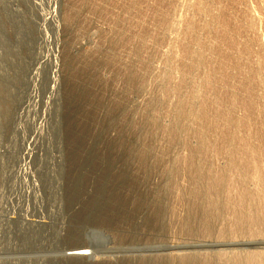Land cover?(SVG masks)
Returning a JSON list of instances; mask_svg holds the SVG:
<instances>
[{
	"label": "rangeland",
	"instance_id": "1",
	"mask_svg": "<svg viewBox=\"0 0 264 264\" xmlns=\"http://www.w3.org/2000/svg\"><path fill=\"white\" fill-rule=\"evenodd\" d=\"M214 1L219 2V4L218 3L215 4ZM229 1H231V3ZM247 1H248V6H250L252 10V11L251 10L249 11L252 14L256 15L257 19L256 18L254 19L256 21L255 24L258 23L257 25L254 24L255 21L249 20L253 18H248L247 15L244 14L245 12L243 10L244 8H241L242 6L239 7V5L234 3L235 0H226V1L225 0L223 1L221 0H212V1L209 0L208 1L207 0V2H211V4L214 3V6L217 5L218 7V5H220L219 7L222 8L221 9L222 11L224 9L223 13L221 12L220 9L219 10L217 9V11H215V12H219V14L221 13L220 14L221 16L219 15V18L217 17L218 19L212 20L211 18H209L208 21L209 23L211 22L212 24V26L210 27H212L211 29H213L212 31L211 29L210 30L207 29V31L209 32L211 31L209 35L210 37H209L208 36L209 32L205 31L206 29H201V27H203V24L204 26H205V23L207 24L208 21L206 22L205 20L208 19V15H205L207 17L204 18V16H200V14H197L195 11L199 8L196 5L197 2H199L198 0L195 1L192 5L193 7L195 5L196 7H198L197 9L196 7H194V13L196 14L193 13V9H192L193 7L189 6L186 0H168V1L166 0H0V264H72L75 259L72 255L73 254L76 255V253L79 254V252H80V255H83V254L88 255L87 262L90 263L89 260L91 259L90 264H111V263L114 264L115 262L113 260H115L116 263L118 264L120 260L118 258L120 256H121L120 258L122 262L124 261L126 262L127 260H129L130 262L131 260L132 262L130 263L132 264H138V263L141 264L142 257L143 256L148 257L150 255L149 254L150 251H145V248H148V246L150 245L154 249L153 252L151 251V255L154 253L152 255L151 264H156V262L158 263V261L163 263V260L165 258L164 259L162 258L164 256L162 254L163 253L165 254V251H162L163 249L161 248L163 247L164 249H168L170 246H172V249L177 246L178 247L180 246L184 250L183 249H177V250L182 253L183 251L184 253L186 252L188 253L190 252V250L191 251L196 250L198 251L197 252L198 259H196L195 264H202V263L209 264V263L214 262V259H213L214 255L213 257H211L210 256L211 253L209 254L208 252H210L211 249H213V247L215 250H219V248L222 247L221 241L224 242V239L226 240V238L228 237V236H225V234L226 235L230 234L229 236L230 239L229 238L227 239L228 240L227 242L229 244H232L230 243L229 240H235V241L237 240L238 241L237 244L240 243V245L238 246L239 247L238 249H240V246L242 247V249L243 248L249 249V247L252 249L254 248V244H255L254 249H256L257 251H259V249L260 250L262 249L263 244L259 240L262 237H257V236L264 235L263 233L264 220L262 219V216H263L262 214H264V170H262L264 159L260 157L263 159V161H260L261 159L259 158L260 154L264 152L263 150L264 145H262L264 143V141L262 143V140L264 139L263 138L264 131L262 132L260 131L258 132V134L256 131H259L260 129L262 130V127L264 130V123H263L264 105H262L263 107H261V104H264V100L262 98L259 99V97L263 96L264 94L262 92L264 90V87H263L264 82L262 81V79L264 78V71L260 69V72L261 73L263 72V74H260V72L257 71L258 70L257 68L262 67L261 66L262 60L264 59V55H263L264 46L262 47L260 45V42H258V40H260L261 38L264 39V0H247ZM203 3H205V0H203ZM229 4H231L232 6ZM226 5L228 6V8L226 7ZM232 9H233V12H231ZM236 9H239V10H236ZM228 12L229 13L231 12V13L228 14ZM223 14L225 17L223 16ZM232 14L234 15L233 16L234 20L237 17L239 19H236L233 22L232 21L233 17L230 16ZM174 15L175 16L177 15L179 17H184V22L181 24L182 26H185L184 25L185 23L188 26L191 24L190 26L192 27L185 26V29L186 30L188 29V34H186L188 36L186 38L182 37L184 36L183 33L187 32L184 29V27L181 29L182 32H180L181 37L177 36L176 28L178 27L171 22L172 19L174 18L173 17ZM227 15H229V17H227ZM243 15L245 18L242 17ZM167 16L168 18L170 17L172 18V19H169L170 22H168L169 20L167 19ZM191 17L193 21L191 20ZM193 17L196 19L195 21ZM198 17H199V20H198ZM246 18H248V21ZM223 20H225L224 23H223ZM259 20L260 22H258ZM190 21L192 22L190 23ZM196 21H199V22H196ZM203 21H205V23H202ZM230 21L233 24L237 21L236 22L238 23L237 26H236V23L235 25L233 24L231 25ZM194 22L198 24V26L200 27L201 30H203V32L204 31L205 32L203 33L199 29V27L196 24H194ZM226 22L228 25L226 24ZM239 22L241 23V25L242 24L243 25L241 26ZM242 22H245L248 24H245ZM199 23L200 24L202 23V24L199 25ZM250 23H253L252 27L254 29L252 27L249 28ZM213 24L214 25L216 24V25L214 26ZM220 26H222L223 30ZM224 26L225 27L227 26V27L224 28ZM228 27H229L228 30H230L231 28L232 29L230 31H226ZM119 28L121 29L119 30ZM191 28H193L194 30ZM242 29L244 30V32L249 31L248 35L247 33L241 32L240 30ZM217 30H219L218 31L219 33L217 32L218 35H216ZM220 30L222 31L220 32ZM234 30L236 32H234ZM255 30L259 31L261 35L260 37H258L259 33ZM190 33L195 35L196 39L199 36H200L199 38H202V35L200 34H203L204 38L202 39L201 43L200 42L198 43H200L202 47H203V44L208 45V47L210 46V48L206 51L208 52V54L205 53V55L207 54L206 56L203 55L204 53L201 52L202 54L199 55L200 58L199 56L197 57L198 59L197 58L195 59L193 57L192 61L191 59H189L191 62L187 60L186 58V56L188 57L189 51L191 50V47H192V46L189 47L191 43H187V42H190V41L192 42V40L190 39L194 38L193 35H189ZM223 33L225 35L227 33L228 34L225 36ZM235 34L238 35L237 39H236ZM242 34L244 35V37H242ZM228 35H230L229 41L227 39ZM253 35L255 36L253 37ZM190 36H193V38ZM213 36L214 37L216 36L215 38H217V41ZM245 36H248L249 38L247 39V37L245 38ZM251 36L253 37V39ZM189 37H190L189 41L186 40ZM207 37H209V40L211 39L213 41L209 42ZM205 38H206V41L208 42H203ZM233 38L235 41H233ZM249 39H250V43H251V40L252 42L254 41L253 44L251 43V45H248L249 43L247 42H249ZM224 40L227 42L224 43L223 42ZM211 42L212 43L214 42L213 46L210 45L212 44ZM185 43L189 45L188 46L186 45V47L182 49ZM219 43L221 46L219 45ZM226 43H229V44H226ZM239 44H240V48H239ZM241 45L243 46L248 45V46H244L245 47L244 48ZM253 45L256 47H254ZM214 46H216L215 47L216 50H214L213 52L212 50L214 49ZM223 46L226 48L225 50H223L224 49ZM246 47L248 48V50L251 51V52L249 51L250 54L248 53V50L246 51ZM188 48L190 49L188 50ZM106 49H109V50H106ZM181 49L183 51H181ZM256 49L259 52H257ZM218 50L219 51L221 50L223 52L222 53L219 52L221 54H218L217 52ZM242 51H244V53H242ZM135 52L137 55L135 54ZM211 52H212V55H210ZM240 52L242 53V55L245 54V57L244 55L241 56ZM225 53H227L226 55L228 56V58H225L226 56ZM228 53L230 56L228 55ZM185 54L186 56L184 57ZM202 55L205 57V58L203 57L204 59L201 57ZM236 55L237 56L239 55V57L241 56L242 60H240L241 58L237 57ZM82 56H85V57H82ZM233 56L235 58H233ZM246 56L248 60L246 59ZM252 56H254V58ZM230 57L231 59L233 58L235 60L234 62H236L237 60L236 58H238L240 61L237 60V63L235 65L234 62H231L233 60H231ZM257 57L260 58V60L263 58L261 60V64L258 63L260 62V60L257 59ZM169 58L172 60L169 61L168 60ZM216 58L219 59V61H217ZM212 59L213 61H215V63L211 61ZM220 59L221 60L223 59L222 62L224 61V63L221 62L222 65L220 63ZM227 59L228 60L230 59L231 61L229 60L230 61L229 62ZM97 60L98 61L100 60V61L98 62ZM110 60L113 62H111ZM194 60H196L195 62L197 63L204 62V66H203V63L202 64L200 63V65L196 64V67L200 66L199 68H201V70H198L199 68L197 67L198 69L196 70H198V72H196L195 70L196 67L194 68V65L192 64ZM245 60L249 62L248 67L251 64L250 65L251 68L250 67L248 68L246 66L247 63ZM211 62L214 64H212ZM153 63L154 65H152ZM183 63H184L183 67L185 66L186 68L182 67ZM216 63L218 64V66L220 65L219 66L220 68L216 65ZM226 63H227V66H226ZM245 63H246L245 65L246 73L253 72L254 74H256L255 76H257V72H258L257 79L255 77L253 78L254 75L252 73L250 75L249 73L247 74V76L249 75V77L252 76L251 78H253L251 79L247 77V79L250 81H244L246 80L244 79L245 76L241 78L244 74L242 72L244 71L242 65H244ZM255 63H257L258 65H256ZM263 63H264V60H263ZM231 64H233L234 66L238 65L240 67L237 66L236 68V67H233V65L231 66ZM188 65L189 66L193 65V66L189 67ZM210 65H212V69L210 70L214 72L215 76L216 75L219 76L220 72L222 73L224 69L227 70L229 69V67L231 71L232 69L233 70L237 69L236 71L238 73L240 72L241 73L235 75V77L237 76L236 78L234 77V80H236V84H239L240 82V84L242 85V83L245 84L246 82H248V87L252 84L250 86L251 88L250 87L246 88V86L244 87V86L238 85L239 88H237L236 90L238 91V93L242 92L240 94L241 98L240 96H238L237 92L236 93L235 92L234 93L225 92V89H224L225 93L223 92V90H222V93L227 94V95H223L222 93H220L222 97L220 96L221 98L219 97L220 99L219 100L217 97L218 95H220L218 93L221 90V86L224 85L225 83H228V81L229 82L232 81V79L231 78H228V80L225 79L226 82L223 83L224 79L222 77L221 78L216 77L217 78V79L215 78L216 81L212 83L214 85L216 82L215 84L216 86L215 85L214 86L217 88H215L216 91L214 93H212L213 92L212 88L214 89V86L211 83H209L211 88H207L203 86L205 89L206 88L208 89L206 90L207 93L209 92V94H212L213 98H212V95L205 93V96L206 95L208 96L205 97V100L202 98L204 101L202 100L203 102L201 101L202 103L201 102L199 103L202 104L203 106L205 104L206 107L202 109L203 106L201 105L200 106L201 108L199 107L200 109H198V105H200L199 103L197 104V107L195 106V109H198L200 113L202 112L201 114L197 113L196 115V117L198 118L197 123H195L196 121L194 120L193 122L194 124L187 127L186 130L185 129L182 130V126L184 124L183 123L184 117L190 111V107L189 109L187 108L188 107V102H186L187 99L185 100V98H187L188 96H185V95H187L188 92L190 93L192 91V88L190 87H188V89L190 88L191 91L187 89V86H190V85L183 84L185 83V80H183L184 79L183 75L189 74L187 73V71H190L191 76L192 74L196 75V77L194 75L193 76L195 77V82L198 83L200 82V79H201V78L200 79L198 78L202 77L203 74L205 75V71L207 73L210 72L209 74L213 75L212 74L213 72H211L210 70H207L209 69V67H211ZM222 66H225L226 68ZM193 68L195 72H193ZM202 68L203 70L205 69V71H203ZM247 68L248 70L252 68H256V69H252L254 71H247ZM215 69L217 71L218 70L220 71L219 74H215L216 73ZM201 73H202V76H201ZM162 74L163 75L165 74V75L163 76ZM173 75H174V78L172 77ZM261 75H263V77H261ZM219 79H221V81ZM254 79L260 82L258 81L256 82ZM174 82L175 83L177 82L176 85L178 86H176ZM83 84L85 86L84 89H83ZM199 84L201 85V82ZM199 84H196V85H199ZM218 84H219V87L217 86ZM259 84H260V87H259ZM77 86L78 87L81 86L82 89H78ZM203 87H202V90H205L203 89ZM256 87H259L260 89ZM195 89L197 90L196 86H195ZM242 89H244L243 91L245 90L247 91L249 89V92L252 89V91L250 93L245 91L246 96L244 98L243 97L244 93ZM255 89L259 90V92L256 93L257 91L255 92ZM210 90L212 92H210ZM254 92L256 93V95L254 94ZM82 93H84V95ZM202 93L204 94V92ZM74 94L76 95L74 96ZM78 94L80 95L77 96ZM229 94L231 95L228 96ZM249 94H250L251 102L250 101L249 103L244 102V101H247L246 99H249ZM72 95L74 96L73 98H72ZM234 95L237 101H235L234 99L235 97H233ZM226 96L228 97L229 102ZM231 97H233L232 99L234 100V102L231 100ZM242 97L244 99H242ZM256 97L260 101L256 99H255L256 101H254V98ZM221 99L223 102L222 104L219 102L221 101ZM213 100H215V102ZM205 101H207V103H205ZM210 101H213V102H210ZM216 101H218V104H220V106L216 103ZM150 102L152 103L149 104ZM185 102L187 105H185ZM225 102H226V105H225ZM235 102L236 104L241 105L240 106L241 110L237 111L240 108L238 105L235 104ZM255 102H257L258 104ZM211 103L212 104L216 103L215 104L216 107L215 105L213 106ZM227 103L228 104L234 103L233 105H236V109H234L235 106L231 107L232 104L228 106ZM206 104H209V105L207 106ZM245 104L246 106L248 105L247 106L248 108L244 106ZM212 106L215 110L212 108ZM158 107H160L161 109L160 108L158 109ZM225 107L226 108L228 107V109L229 108L231 109V110L229 109L231 111V114L228 113L230 111L226 109ZM219 108H221V110H219ZM242 108H244L245 110ZM249 108L250 109L252 108V109L249 111ZM255 108H257L258 110L257 112H254L256 111ZM193 109H194V106H193ZM210 109H213V111ZM181 111H182V114L180 113ZM183 111L186 114L183 113ZM199 111L196 110V112H199ZM214 112H217V113H214ZM222 112H224L225 115ZM232 112H235V115ZM248 112L249 114L252 112L251 113L252 117L251 115L248 114ZM204 113H205V116L206 115L209 116L210 114L211 118L210 116L209 117L206 116L207 118L204 121L203 120V118H205ZM255 113H256V116L258 117L255 116ZM184 114L185 116H182ZM199 114L202 115L203 117L201 116L202 117L201 118ZM212 115L213 116L215 115V117L218 116V118L221 115H223V117H221V121L225 120V122H228L230 126L228 125V123L226 124L223 121L221 122L220 119L215 118ZM235 116H238V117L235 118ZM246 116L248 118L250 117L249 119L251 120L250 122L251 124L248 123L250 121L248 120V118L245 119V121L247 120L246 121L247 123L245 121H241ZM231 117L233 118V123L229 121L230 119H232ZM239 117L241 118V120L238 121ZM252 118L253 119L255 118L254 119L255 123H253L254 121L252 120ZM256 118H259V119H256ZM181 119L182 121H179ZM200 119L204 121V125H202L203 122ZM260 119L262 120V122ZM133 120H135L136 122ZM207 120H209L210 123L216 120L217 123L214 121V123L216 124L213 125L214 123L210 124L208 123L209 121ZM234 121H236L237 124ZM218 122H220V124L225 123V126L227 125L228 127L227 126L225 127L223 124H221L222 127L221 125H219L220 127H218L217 125ZM240 122H243V124L239 126V124H241ZM230 123L233 125L231 126ZM244 123L247 125H245ZM259 123L263 125L261 128L259 127L261 126ZM179 125H181L180 126L181 129L177 131L176 129L179 128ZM199 125L200 126L202 125L201 129L203 130H200ZM206 125L207 127L205 128ZM213 126H215V128ZM253 126L254 128L257 127L255 128L256 130L252 128ZM232 127L234 130V134L233 132L231 133ZM220 128L222 130H220ZM223 128L224 129L228 128L227 130L230 132L227 133L228 132L227 130L223 131ZM235 128H239V129L241 128L240 129L241 131L238 130V132L240 131L241 133L240 132L239 134L236 133L237 131ZM73 129L75 133L72 131ZM192 129L193 130L197 129V131L195 130L197 135L194 134L195 132H193L192 134L191 132ZM217 129H219L218 131L220 133L217 132ZM78 130L81 132V135H80V132H78ZM253 130L255 131V134L253 133L254 132ZM76 132H77V136H75ZM189 132L191 133V135H189L190 134ZM204 133H207L206 134L207 136L209 134V137H207ZM256 134L259 137L257 141L261 140L260 145L258 144L259 141L257 142L255 138H253V137L257 138ZM186 135L188 136L189 140L187 139ZM193 135L196 138H194ZM78 136L79 137L81 136V138H79ZM204 136L206 137V139ZM228 136L230 137L231 140L228 138ZM76 137H78V139H76ZM197 137H201L205 139V141ZM190 138H191V141L193 139L196 142L194 148H191V147L188 148L190 144L189 143ZM72 139H74V141L77 144L75 142L74 144L72 142ZM186 139L188 141H186ZM197 139H199V141ZM226 139L227 141L224 142ZM186 142H188L187 146H186ZM193 142H191L192 145L190 144V146H193L194 144ZM200 142H202L204 145L207 143L208 146L211 145V147L206 148L207 144L204 146L202 143L200 144ZM225 143L229 144L230 149L227 147L228 145L227 146L224 145ZM141 144H143V146ZM199 144L202 145V147H200ZM249 145L251 147H249ZM198 146L199 148H197ZM204 147L205 149L204 150L202 149L203 152H201L200 148H204ZM212 147L214 148L212 149ZM223 147L227 148V153L230 152L229 155H231L230 157H233L235 159L234 161L232 159L230 160V157L228 158L229 155H227V153L224 152L226 151V148L224 150ZM186 148H188V150ZM242 148H244L245 150H243ZM260 148L261 149L263 148V149H262V152L261 153L259 152L260 154L258 155L256 154L255 150L256 149L261 150ZM189 149L196 151L194 152L196 154L195 158H197L195 159V163L197 165H200L199 160H202V159L205 160V161L202 160L200 162L202 163V165L204 164V168L206 169V170L203 169V166L200 165V167L202 168L201 170L202 171L205 170L204 171L205 174L203 172L202 173L204 175L201 174L202 176L201 181L203 178L205 179L202 182L200 181L202 185L204 183L207 184L208 182L211 181V180L208 181L207 178L209 179L211 178L216 181L214 175H216V178L218 180V177H220L218 172L221 173L222 175L223 173L226 172V171H223L224 168L225 170L227 168L228 169L231 168L233 170V167H234L233 163H237L236 165L234 164L235 165L234 172H232V170L230 169L229 171H227L230 174L226 173V174H223V176H221L223 177L222 179L224 181H227L229 184V187L225 186L224 188H221L220 192L218 190L219 195L217 196V198H220L218 200L222 201L223 203L217 202L215 203L217 205L215 204L211 205L209 204L210 202L208 199L202 198L199 200L194 199V201L199 202V203L197 202L198 204L196 202L194 204V201H192L193 200L192 197H190L189 194H187V191L189 190V188L192 187L191 185H201L200 183L197 184L198 182L196 178H198L197 177L198 174L196 176V174L192 172L191 170L188 171L189 169L188 167L192 166L190 162L187 160L188 155H190ZM249 149L251 150V153ZM235 150L238 151V153L239 151L241 152L243 151L244 153L242 152L243 153L242 154L240 152L238 155V153H236ZM171 151L173 152V154ZM252 151L255 152L252 158L253 157L254 159L257 158L256 159L257 162H255V160L252 161V158L249 156L250 154H252ZM186 152L188 155L186 154ZM200 152L202 154H200ZM244 154L248 156L245 164H243L245 162L244 158L246 157ZM261 155H264V154L262 153ZM198 156H200L199 159H198ZM242 158H243L242 164L244 165V167H246V164L247 166H249L246 168V170L248 171L244 170V167L242 164L240 165L238 164L240 163ZM249 158L251 160H249ZM228 160H230V162L232 161L233 163L231 162L230 164L229 162H227ZM237 160L238 162H236ZM75 161H76V164L79 165V166L77 165L79 168H76L77 166L74 163ZM185 161L186 163L188 161V164H185ZM247 161L249 162L251 161L254 164L256 163L255 167L253 163H249L250 165H252L250 166ZM228 163L232 167L231 166L230 168L227 167V165H229ZM207 165L208 167L211 165L209 169L207 168ZM237 165L240 167L238 168ZM215 167L218 169L216 170L218 172L215 171ZM218 167L220 168V170ZM258 169L261 170L262 173L259 172L258 174ZM207 170H209L208 174L211 171V175L209 174L210 177L208 176V174L206 175ZM237 170L239 172L241 171L238 175H237L238 173ZM214 171L216 172V174L215 173L213 174ZM190 172L193 173L195 176H193V174H191ZM235 172L237 173L235 174ZM117 175H119V178ZM205 175L207 176V178L203 177ZM227 175H229L228 177H230V179L227 177ZM103 176L105 177V179L108 176L106 181ZM261 176L263 177L261 178ZM231 177H233L232 179L233 181H231L233 182L232 186H230L231 182L229 183V181L231 180ZM234 177L236 179H234ZM187 178L188 179L190 178V179L187 180ZM226 178L229 181L225 180ZM241 178L246 179L245 180L246 184L242 185ZM75 180L79 181L78 182L79 184L76 187V189L71 187L73 184H75L76 182ZM195 180L196 182L194 183L193 181ZM73 181L74 183H72ZM238 181H240L241 185ZM243 181L244 180H242V182ZM245 181L243 183H245ZM234 183H236L235 185H237L238 187V188L235 187L237 190L233 188L235 186ZM246 185H248V187L251 189H248ZM100 186L101 187L103 186V188H101ZM243 186L245 187V190L247 191L251 190L249 192L252 196L255 197L256 200L254 199V197H251V195L248 193H247L248 196L245 197L246 194L244 193L245 190ZM185 187H187V189ZM231 187L232 189H230ZM96 189H98L97 190L98 192L96 191ZM222 189L224 190L222 193L223 197H221V194H220L222 192ZM227 189H228V192H227ZM238 189L241 191H244L243 194L241 191H238ZM181 190H184L185 192ZM233 190L237 193V195L235 192H233ZM95 191L97 192V194ZM209 192L211 193V191L208 189V193ZM99 193L102 194L101 196L105 198V199L103 197L101 198L104 201H101L100 199L101 205H104V203H106L107 200L108 202L110 201V204H108L107 207L105 206V209H104V206H101L100 208H103V210L100 209L98 205L97 207L100 209L101 212L97 208V210H95L97 212L99 211L97 214L95 212L94 214L93 212L92 214L91 212L89 213L91 214V218L95 217V215L97 216L98 214H99V218H101V213L103 211L102 215L105 216L104 218L102 216V219L104 220L103 222H101L102 220H98L99 218H96V217L94 219H96L97 222L94 219L90 220V217H88L89 213L87 214L88 208L86 207V205H88L89 202L91 203L92 199L94 200L96 195L98 196ZM226 193L227 194L229 193L231 197H229V194H228V199H227ZM180 194L183 195V196L181 195V197H185V198H181ZM106 195L108 196V198ZM234 195L237 197L235 200H238V201H233L230 199V198L234 199L235 198ZM249 195H250L251 200L253 201L252 205H251L252 201L250 202ZM154 197L158 199H156L155 201ZM186 197L188 200H186ZM222 198H224V201ZM238 198L239 199L241 198V199L239 200ZM243 198L245 201L242 204L241 202H243L242 200ZM226 199L229 200L228 203ZM259 199H261L260 202L258 201ZM205 200H206L207 206L203 204L205 203ZM230 200L232 202H230ZM200 201L202 202L204 206H202V204L201 206L199 205ZM111 202H113L115 205ZM136 202L139 204H137ZM155 202H156V205H153ZM181 202L184 203L185 205L182 204ZM188 202H190V204ZM233 202H235L236 205L234 204L233 206ZM218 203L222 205L223 207L225 206L224 204H226L225 208L220 207ZM237 203H239L241 207L245 206L243 207L244 209L243 208L241 209L239 204ZM186 204H189V205L187 206ZM157 205L158 207H155ZM193 205H195L196 207ZM248 205L249 207H247ZM190 206H192V208ZM210 206L212 207L214 206L213 209H211V213H209L210 208H211ZM235 206H237V208ZM255 206L257 209L255 208ZM193 207H195V212L198 211L197 214L194 212ZM217 207H219V209ZM231 207L232 208L234 207L235 212H234V209L232 211ZM160 208L162 209L160 210ZM190 208H191V212L188 210ZM200 208L201 209L203 208L202 211L200 210ZM252 208L253 210H255V212L251 211ZM184 209L185 211H187L185 213L186 217L184 214ZM156 210H158V212L161 213L159 215L160 218L156 216L155 213H153ZM244 210H245V215L242 214L244 213ZM204 211H206L205 213H209L207 214L208 216L212 215V217L210 216L211 219L206 214L204 215ZM218 211L220 212L222 211V214H224V218H222L223 216L221 217L222 215L221 213H220V216L219 215L214 216V214H219ZM236 211L239 212L238 214H236L237 216L233 215V212L234 214L237 213ZM250 212L257 215V217L259 218L256 217L257 219L256 220L255 216L252 215ZM191 214L195 216V217L192 216L193 219L198 218L197 215H199V218H200L201 217L200 215L203 214V217H201L199 220L205 221L204 222L205 224H199V223H203V221L198 222V219L193 220L192 218H189ZM246 214L248 215L247 219L243 220L242 222L238 220L239 218L237 217L239 216L245 217ZM162 215H165V216H162ZM161 216L163 217V219ZM180 216H182L183 218L182 217L179 218ZM204 216L207 217L209 220L205 218ZM217 216H219V218L215 219V217ZM227 216L229 217L231 216V217L229 218ZM252 216H254L255 221H253L254 219ZM220 217L223 221L218 222V220H221ZM186 218H189L188 221ZM212 218L214 219L215 222L213 221ZM231 218L233 220H231ZM184 219H186V221ZM248 219H251L250 224L248 223L249 226L244 224L246 221L249 222ZM259 219L261 221H259ZM157 220L158 222L160 221V223H158ZM180 220H183V221L181 222ZM189 220H190V223L192 221L191 223L192 226L189 225L190 223L188 224ZM229 220H231L232 222ZM196 221L198 222V225L196 224L197 223ZM207 221L211 223H208ZM236 221L237 222L239 221L241 223L239 224V228H237L238 224ZM251 221L253 223H251ZM221 222L222 223L226 222V223L221 225L220 224ZM233 222L235 223V226L233 225L234 224ZM255 222H256V225L259 223L258 225H260L259 227L260 229H262L260 230V232H262L263 234L262 233L259 234L260 232H259L258 226L251 225V224H254ZM99 223L101 224V228H100ZM207 223L208 225H206ZM214 223H219V224H214ZM210 224L211 225L214 224L213 227L217 225L216 227L217 229L213 228L212 226L210 227H212L213 229L212 228L208 229ZM188 225H189V228H188ZM219 225L222 227H220ZM228 225L229 226L231 225L232 228H230ZM197 226L199 227L197 228ZM192 227L193 228L196 227L195 229H197L198 231L195 229L193 230ZM204 227H207V228H204ZM241 227L243 228L241 229ZM229 228L231 229L232 232L231 231L229 232L230 230ZM73 229L78 230V232L81 233V236L84 237L83 238L84 241H82L83 239L78 238V236L81 237L80 234L79 235L76 234L75 236V230ZM226 230L228 231L226 232ZM240 230L242 232H240ZM252 230L253 232H251ZM256 230L259 233L256 232ZM92 231H94V234H97V235H94L93 237L90 236L92 234ZM255 233H257L256 234L257 236L255 235ZM83 234L85 235L83 236ZM252 234L255 235V238L254 236H252ZM202 236H204L205 238ZM72 238H75V240H77L76 238H78V240L75 241L74 239L72 240ZM85 238L87 239V241L85 240ZM249 239L250 241H252L253 239L255 241L254 242L252 241L253 242L252 243L249 241ZM209 240H211L212 242H210ZM81 242L82 243L85 242V244H81ZM190 242H192V244L195 242L194 244H195L196 249H190L186 246V245L191 244ZM258 242H259V245H258ZM77 243L78 245H76ZM161 243L165 244L166 247H164L165 245L163 246ZM208 244H213L214 246L213 247L211 245L207 246ZM81 245H84V246H81ZM256 245L259 247H257ZM126 250H129V251H126ZM142 251L144 254L145 253L147 254L146 255L142 254ZM215 254H217L215 256L218 260H221L222 258L223 259L221 261H218L215 258V262L213 264H223L222 262L223 260H225L224 264L225 263L229 264V261L232 258V256L231 258L230 256L228 257L227 254L222 255V258L220 257L218 253H215ZM124 255H127V256L125 257ZM157 255H160V256H157ZM166 255L165 257H167ZM122 256L125 257L126 260ZM207 256H209V258ZM226 256L228 259L226 258ZM110 257L111 258L115 257V258L112 260ZM96 258L97 259L102 258V260L95 262ZM92 260L94 261L92 262ZM120 262L119 264H122ZM129 262L127 261V264ZM174 262L170 264H176ZM167 263L168 262L166 260V264ZM232 263H233V260L230 261V264ZM236 263L241 264V262H236ZM123 264H126V263H123Z\"/></svg>",
	"mask_w": 264,
	"mask_h": 264
},
{
	"label": "bare ground",
	"instance_id": "2",
	"mask_svg": "<svg viewBox=\"0 0 264 264\" xmlns=\"http://www.w3.org/2000/svg\"><path fill=\"white\" fill-rule=\"evenodd\" d=\"M166 1H168V0H166ZM186 1H187V4H188L189 6L193 7V6H192L193 3H194L195 1H197V0H186ZM198 1H199V2H197L196 5H197L199 8L196 7V5H195L194 7H196V9L198 8V9L195 10V11H196L197 14H200V16H204V18L207 17V16H205V15H208V19L205 20L206 22L209 20V18H211L212 20H214V19H218V18H219V15H220L221 13L219 14V12H215V11H217V9H218V10H219V9L221 10L222 8L219 7L220 5H218V7H217V5L214 6V3H215V4H217V3L219 4V2H217V1L215 2V1H214V3L211 4V2H207V0H205V3H203V0H198ZM208 1H209V0H208ZM211 1H212V0H211ZM221 1H223V0H221ZM225 1H226V0H225ZM71 2H72V1H71ZM74 2H75V1H74ZM229 2L231 3V1H229ZM229 2H228V3H229ZM77 3H78V2H77ZM99 3H100V2H99ZM199 3H200V4H199ZM202 3H203V4H202ZM228 3H226V4H228ZM234 3L237 4V5H239V7L242 6L241 8H244V9H243L244 12H245L244 14H246L248 18H253V19H249V20H253V21H255L254 18H256V15H255V14H252V13L249 11V10H251V8H250V6H248V1H247V0H235ZM235 4H233V5H235ZM229 5H231V4H229ZM75 6H76V5H75ZM141 6H142V5H141ZM231 6H232V5H231ZM191 7H190V8H191ZM194 7L192 8V9H193V13H194ZM224 7H225V6H224ZM226 7L228 8L227 5H226ZM237 7H238V6H237ZM245 7H246V8H245ZM80 8H81V7H80ZM190 8H189V10H190ZM227 8H226V9H227ZM230 8H231V7H230ZM230 8H229V9H230ZM234 8H235V7H234ZM236 10H239V9H236ZM240 10H241V9H240ZM88 11H89V10H88ZM191 11H192V10H191ZM223 11H224V9H223ZM223 11L221 10L222 13H223ZM225 11H226V10H225ZM241 11H242V10H241ZM251 11H252V10H251ZM102 12H103V11H102ZM231 12H233V9H232ZM231 12H230V13H231ZM242 12H243V11H242ZM77 13H78V12H77ZM88 13H89V12H88ZM94 13H95V12H94ZM106 13H107V12H106ZM191 13H192V12H191ZM196 13H194V14H196ZM224 13H225V12H224ZM230 13L228 12V14H230ZM235 13H236V12H235ZM237 13H238V12H237ZM68 14H69V13H68ZM87 15H88V14H87ZM192 15H193V14H192ZM246 15H245V16H246ZM248 15H249L250 17H249ZM71 16H72V15H71ZM82 16H83V15H82ZM164 16H165V15H164ZM198 16H199V15H198ZM220 16H221V15H220ZM223 16H224V14H223ZM230 16L233 17L234 15L232 14V15H230ZM237 16H238V15H237ZM119 17H120V16H119ZM159 17H160V16H159ZM162 17H163V16H162ZM173 17H174V18L172 19L171 17L168 18V16H167V19H168V20H169V19H172L171 22H172L174 25H176V26L178 27V28H176V30H177L176 34H177V36L181 37V36H180V32H182L181 29H182L183 27H184V29H185V26H188V25H187L186 23L184 24L185 26H182V25H181V24L184 22V17H179V16H177V15H176V16L174 15ZM217 17H218V18H217ZM224 17H225V16H224ZM227 17H229V15H227ZM235 17H236V16H235ZM242 17H244V15H243ZM103 18H105V17H103ZM196 18H197V17H196ZM202 18H203V17H202ZM202 18H200V19H202ZM221 18H222V17H221ZM240 18H241V17H240ZM244 18H245V17H244ZM248 18H246L247 21H248ZM193 19H194V21L196 20L194 17H193ZM211 19H210V20H211ZM222 19H223V18H222ZM229 19H231V18H229ZM236 19H239V18L237 17ZM236 19H235V20H236ZM246 19H245V20H246ZM256 19H257V18H256ZM118 20H119V19H118ZM164 20H165V19H164ZM191 20H192V17H191ZM198 20H199V17H198ZM220 20H221V19H220ZM235 20H234V17H233V20H232V21L234 22ZM241 20H242V19H241ZM78 21H79V20H78ZM81 21H82V19H81ZM125 21H126V20H125ZM158 21H159V20H158ZM192 21H193V20H192ZM192 21H190V23H191ZM205 21H203L202 23H205ZM221 21H222V20H221ZM224 21H225V20H223V23H224ZM242 21H243V20H242ZM247 21H246V22H247ZM114 22H115V21H114ZM127 22H128V21H127ZM166 22H167V21H166ZM168 22H170V20H169ZM196 22H199V21H196ZM236 22H237V21H236ZM236 22H235V23H236ZM258 22H260V20H259ZM70 23H71V22H70ZM202 23H201V24H202ZM214 23H215V22H214ZM219 23H220V22H219ZM219 23H218V24H219ZM230 23H231V21H230ZM235 23H234V24L231 23V25H232V24L235 25ZM239 23H240V22H239ZM242 23H245V22H242ZM255 23H256V21L254 22V24H255ZM62 24H63V23H62ZM72 24H73V23H72ZM188 24H189V22H188ZM194 24H196V23L194 22ZM194 24H192V25H194ZM201 24L199 23V25H201ZM218 24H217V25H218ZM220 24H221V23H220ZM226 24H227V22H226ZM237 24H238V23H236V26H237ZM245 24H248V23H245ZM252 24H253V23H250V24H249V28L253 26ZM257 24H258V23H257ZM257 24H255V25H257ZM74 25H75V24H74ZM114 25H115V24H114ZM126 25H127V23H126ZM171 25H172V24H171ZM190 25H191V24H190ZM190 25H189L188 27H192V26H190ZM196 25L198 26V24H196ZM213 25H214V24H213ZM215 25H216V24H215ZM215 25H214V26H215ZM227 25H228V24H227ZM240 25H241V23H240ZM242 25H243V24H242ZM242 25H241V26H242ZM123 26H124V25H123ZM172 26H173V25H172ZM197 26H196V27H197ZM210 26H212V24H211V22L209 23V21H208L207 24L205 23V26H204V24H203V27H201V29H206L205 31H207V29L210 30V29L212 28V27H210ZM214 26H213V27H214ZM238 26H239V25H238ZM241 26H240V28H241ZM244 26H245V25H244ZM111 27H112V26H111ZM119 27H120V26H119ZM126 27H127V26H126ZM188 27H186V28H188ZM198 27H199V26H198ZM216 27H218V26H216ZM220 27L222 28V26H220ZM226 27H227V26H226ZM226 27L224 26V28H226ZM230 27H232V26H230ZM234 27H235V26H234ZM247 27H248V26H247ZM99 28H100V27H99ZM194 28H195V27H194ZM214 28H215V27H214ZM221 28H220V29H221ZM237 28H238V27H237ZM240 28H239V29H240ZM252 28H253V27H252ZM65 29H66V28H65ZM120 29H121V28H119V30H120ZM126 29H127V28H126ZM132 29H133V28H132ZM184 29H183V30H184ZM189 29H190V28H189ZM191 29H193V28H191ZM199 29H200V27H199ZM201 29H200V30H201ZM216 29H218V28H216ZM228 29H229V27L227 28V30H226V29H224V30H226V31H230L232 28H231L230 30H228ZM243 29H245V28H243ZM243 29L240 30V31H241V32H244ZM253 29H254V28H253ZM256 29H257V27H256ZM72 30H73V29H72ZM72 30H71V31H72ZM185 30H186V29H185ZM193 30H194V29H193ZM197 30H198V29H197ZM197 30H196V31H197ZM212 30H213V29H211V31H212ZM222 30H223V28H222ZM222 30H220V32H221ZM89 31H90V30H89ZM94 31H95V30H94ZM116 31H117V30H116ZM151 31H152V30H151ZM186 31H187V32H186V33H183L184 36H182V37H185V38H186V37L188 36V35H186V34H188V29H187ZM201 31L203 32V30H201ZM205 31H204V32H205ZM211 31H210V32L207 31V32H209V33H208V36L210 35ZM218 31H219V30H217L216 33H217ZM245 31H246V30H245ZM255 31H257V30H255ZM68 32H69V31H68ZM108 32H109V31H108ZM112 32H113V31H112ZM112 32H111V33H112ZM189 32H190V31H189ZM194 32H195V31H194ZM199 32H200V31H199ZM202 32H201V33H202ZM204 32H203V33H204ZM223 32H224V31H223ZM234 32H236V31L234 30ZM234 32H233V34H234ZM252 32H254V31H252ZM252 32H251V33H252ZM257 32L259 33V31H257ZM85 33H86V32H85ZM106 33H107V32H106ZM147 33H148V32H147ZM161 33H162V32H161ZM191 33H192V32H191ZM191 33H190L189 35H193V34H191ZM213 33H214V32H213ZM218 33H219V32H218ZM218 33H217L216 35H218ZM244 33H247V35H248L249 31H248V32H244ZM255 33H256V32H255ZM69 34H70V33H69ZM94 34H95V33H94ZM176 34H175V35H176ZM196 34H197V33H196ZM199 34H200V33H199ZM206 34H207V33H206ZM223 34H224V33H223ZM227 34H228V33H227ZM227 34H226V35H227ZM229 34H230V33H229ZM82 35H83V34H82ZM82 35H81V36H82ZM200 35H202V38H199V37H200V36H199V37L196 39V38H195V35H193L194 38H195V40H194L193 36H190V37H192L193 39H190V37H189L188 39H186V40H188V41H189V39L192 40V42H191V41H190V42H187V43H191V44H192V45H191V44H190V45L188 44L189 47L192 46V47H191V50L189 51V55L187 54L188 57L186 56V54L184 55V57L186 56L187 60L191 59V61H192V60H193V59H192L193 57L196 59V58H197L199 55H201L202 53H204L203 55H205V53L208 54V52H206V51L210 48V46L208 47V45H204V44H203V47H202V45H200L202 39L204 38L203 34H200ZM224 35H225V34H224ZM226 35H225V36H226ZM231 35H232V33H231ZM239 35H240V33H239ZM245 35H246V34H245ZM250 35H251V34H250ZM250 35H249V36H250ZM255 35H256V34H255ZM255 35H253V37H254ZM110 36H111V35H110ZM220 36H221V35H220ZM222 36H223V35H222ZM225 36H224V37H225ZM229 36H230V35H228V38H227L228 41L230 40V39H229ZM235 36H236V39H237L238 35L235 34ZM260 36H261V35H260V33H259V36H258V37H260ZM69 37H70V36H69ZM132 37H133V36H132ZM141 37H142V36H141ZM157 37H158V36H157ZM175 37H176V36H175ZM205 37H206V36H205ZM209 37H210V36H209ZM209 37H207L208 40H209ZM211 37H212V36H211ZM213 37H214V36H213ZM215 37H216V36H215ZM215 37H214V38H215ZM218 37H219V36H218ZM242 37H244L243 34H242ZM246 37H247V39L249 38L248 36H245V38H246ZM251 37H252V36H251ZM251 37H250V38H251ZM253 37H252V39H253ZM215 39H216V41H217V38H215ZM219 39H220V38H219ZM219 39H218V40H219ZM247 39H246V40H247ZM257 39H258V38H257ZM261 39H262V38H261ZM261 39L258 40V42H260V45L263 47V46H264V39H262V40H261ZM76 40H77V39H76ZM76 40H75V41H76ZM78 40H79V39H78ZM123 40H124V39H123ZM138 40H139V39H138ZM204 40H205V41H204ZM204 40H203V42H208V41H206V38H205ZM231 40H232V39H231ZM243 40H244V38H243ZM243 40H242V42H243ZM255 40H256V38H255ZM126 41H127V40H126ZM194 41H195V42H194ZM210 41H213V40L210 39L209 42H210ZM216 41H215V42H216ZM233 41H235L234 38H233ZM149 42H150V41H149ZM198 42H200V43H198ZM219 42H221V41H219ZM223 42L225 43V42H227V41L224 40ZM240 42H241V41H240ZM242 42H241V43H242ZM246 42H247V41H246ZM253 42H254V41H253ZM253 42H252V40H251V43H252V44H253ZM76 43H77V42H76ZM99 43H101V42H99ZM109 43H110V42H109ZM135 43H136V42H135ZM181 43H182V42H181ZM183 43H184V42H183ZM211 43H212V42H211ZM213 43H214V42H213ZM213 43H212V44L209 43V44L213 46ZM216 43H217V42H216ZM224 43H223V44H224ZM247 43H249L248 45H251V43H250V39H249V42H247ZM247 43H245V44H247ZM102 44H103V43H102ZM112 44H113V43H112ZM116 44H117V43H116ZM217 44H218V43H217ZM226 44H229V43H226ZM231 44H232V43H231ZM243 44H244V43H243ZM255 44H257V43H255ZM69 45H70V44H69ZM93 45H94V44H93ZM153 45H154V44H153ZM182 45H183V44H182ZM186 45H187V44L185 43V45H184V47H182V49L185 48ZM188 45H187V46H188ZM219 45H220V43H219ZM219 45H218V46H219ZM232 45H233V44H232ZM248 45H244V46H248ZM79 46H81V45H79ZM113 46H114V45H113ZM133 46H134V45H133ZM149 46H150V45H149ZM220 46H221V45H220ZM224 46H225V45H224ZM224 46H223V47H224ZM233 46H234V45H233ZM241 46H243V45H241ZM244 46H243V47H244ZM253 46H254V45H253ZM114 47H115V46H114ZM135 47H136V46H135ZM141 47H142V46H141ZM207 47H208V48H207ZM215 47H216V46H214V49H213V50H212V49H210V50H212V51L214 52V50H216ZM225 47H226V46H225ZM225 47H224L223 50L226 49ZM237 47H238V46H237ZM254 47H256V46H254ZM254 47H253V48H254ZM258 47H260V46H258ZM258 47H257V48H258ZM99 48H100V47H99ZM211 48H212V47H211ZM239 48H240V44H239ZM241 48H242V47H241ZM244 48H245V47H244ZM251 48H252V46H251ZM263 48H264V47H263ZM95 49H96V48H95ZM118 49H119V48H118ZM133 49H134V48H133ZM141 49H142V48H141ZM182 49H181V51H183ZM189 49H190V48H188V50H189ZM219 49H220V48H219ZM233 49H234V48H233ZM89 50H90V49H89ZM89 50H88V51H89ZM98 50H99V49H98ZM106 50H109V49H106ZM227 50H228V48H227ZM227 50H226V51H227ZM229 50H230V49H229ZM242 50H244V49H242ZM247 50H248V48L246 47V51H247ZM256 50H257V49H256ZM85 51H86V50H85ZM117 51H118V50H117ZM139 51H140V50H139ZM185 51H186V50H185ZM238 51H239V50H238ZM249 51H250V50H248V53H249ZM252 51H253V50H252ZM261 51H262V50H261ZM263 51H264V50H263ZM263 51H262V52H263ZM97 52H98V51H97ZM105 52H106V51H105ZM140 52H141V51H140ZM187 52H188V51H187ZM201 52H202V53H201ZM217 52H218V54H221L223 51H221V50L219 51V50H218ZM219 52H221V53H219ZM224 52H225V51H224ZM233 52H234V51H233ZM236 52H237V51H236ZM250 52H251V51H250ZM255 52H256V51H255ZM257 52H259V51L257 50ZM257 52H256V53H257ZM85 53H87V52H85ZM92 53H93V52H92ZM95 53H96V52H95ZM130 53H131V52H130ZM142 53H143V52H142ZM182 53H183V52H182ZM209 53H210V51H209ZM215 53H216V52H215ZM230 53H231V52H230ZM240 53H241V52H240ZM242 53H244V51H242ZM242 53H241V56L244 55V57H245V54L242 55ZM253 53H254V52H253ZM256 53H255V54H256ZM104 54H105V53H104ZM135 54H136V52H135ZM139 54H140V53H139ZM207 54H206V55H207ZM213 54H214V53H213ZM226 54H227V53H225V55H226ZM232 54H233V53H232ZM232 54H231V56H232ZM238 54H239V53H238ZM249 54H250V53H249ZM255 54H254V55H255ZM260 54H261V53H260ZM262 54H263V53H262ZM84 55H85V54H84ZM94 55H95V54H94ZM109 55H110V54H109ZM124 55H125V54H124ZM136 55H137V54H136ZM182 55H183V54H182ZM203 55L201 56L202 58L204 57ZM206 55H205V56H206ZM210 55H212V52H211ZM210 55H209V56H210ZM222 55H223V54H222ZM222 55H221V56H222ZM228 55H229V53H228ZM258 55H259V54H258ZM263 55H264V54H263ZM116 56H117V55H116ZM133 56H134V55H133ZM209 56H208V58H209ZM217 56H218V55H217ZM226 56H227V55H226ZM226 56H225V58H228V56H227V57H226ZM229 56H230V55H229ZM236 56H237V55H236ZM241 56L239 57V55H238L237 57L241 58L240 60H242V57H241ZM249 56H250V55H249ZM261 56H262V55H261ZM70 57H71V56H70ZM82 57H85V56H82ZM86 57H87V56H86ZM92 57H93V56H92ZM96 57H97V56H96ZM114 57H115V56H114ZM114 57H113V58H114ZM126 57H127V55H126ZM144 57H145V56H144ZM165 57H166V56H165ZM169 57H170V56H169ZM212 57H214V56H212ZM215 57H216V56H215ZM252 57L254 58V56H252ZM115 58H116V57H115ZM199 58H200V56H199ZM202 58H201V60H202ZM204 58H205V57H204ZM204 58H203V59H204ZM222 58H224V57H222ZM233 58H235V57L233 56ZM233 58L231 59V57H230V59L233 60V61H231L230 59H229V60H230L231 62H234L235 60H234ZM255 58H256V57H255ZM261 58H262V57H261ZM100 59H101V57H100ZM140 59H141V58H140ZM140 59H139V60H140ZM183 59H185V58H183ZM183 59H182V60H183ZM197 59H198V58H197ZM213 59H214V58H213ZM213 59H212L211 61H213ZM236 59L239 60L238 58H236ZM246 59H247V56H246ZM251 59H252V58H251ZM251 59H249V60H251ZM257 59L260 60V58H258V57H257ZM257 59H256V60H257ZM262 59H263V58H262ZM262 59H261V60H262ZM85 60H86V59H85ZM89 60H90V59H89ZM95 60H96V59H95ZM144 60H145V59H144ZM164 60H166V59H164ZM168 60L170 61V60H172V59L169 58ZM187 60H185V61H187ZM209 60H210V59H209ZM209 60H208V61H209ZM216 60L219 61V59H217V58H216ZM222 60H223V59H222ZM222 60L220 59V63L222 62ZM225 60H226V59H225ZM227 60H228V59H227ZM229 60H228V61H229ZM237 60H236V62H234L235 65H236V63H237ZM240 60H239V61H240ZM243 60H244V59H243ZM247 60H248V59H247ZM261 60H260V62H258V61H257V62L261 64ZM263 60H264V59H263ZM263 60H262V65H261L262 67L260 66L261 68H257V69H258L257 71H259V72H260V69H261L262 71H264V63H263ZM97 61H98V60H97ZM99 61H100V60H99ZM99 61H98V62H99ZM110 61H111V60H110ZM116 61H117V60H116ZM116 61H114V62H116ZM135 61H136V60H135ZM161 61H162V60H161ZM185 61H184V62H185ZM189 61H190V60H189ZM189 61H188V62H189ZM191 61H190V62H191ZM195 61H196V60H194V62H195ZM197 61H199V60H197ZM208 61H207V62H208ZM230 61H229V62H230ZM245 61H246V60H245ZM245 61H244V62H245ZM88 62H89V61H88ZM103 62H104V61H103ZM111 62H113V61H111ZM117 62H118V61H117ZM141 62H142V60H141ZM154 62H155V61H154ZM194 62L192 63V64L194 65V68L196 67V64L200 65V63H201V64L203 63V66H204V62H200V63L195 62V64H194ZM205 62H206V60H205ZM213 62L215 63V61H213ZM254 62H255V61H254ZM81 63H82V61H81ZM105 63H106V62H105ZM186 63H187V62H186ZM211 63H212V62H211ZM214 63H212V64H214ZM218 63H219V62H218ZM222 63H224V61H223ZM222 63H221V65H222ZM241 63H242V62H241ZM246 63H247V65H246ZM246 63H245L244 65H242V66H243V70H244V71H242V72H243L245 75L243 74V76H242L241 78H243V77L245 76L244 79H246V80H244V81H250V80L247 79V77H249V75L252 73V74L254 75L253 78L255 77V78L257 79L258 72H257V76H255L256 74H254L253 72H250V73L248 72L249 75L247 76L248 73H246V67H245V65L248 67L249 62L246 61ZM252 63H253V61H252ZM77 64H78V63H77ZM99 64H100V63H99ZM119 64H120V63H119ZM129 64H130V63H129ZM137 64H138V63H137ZM168 64H169V63H168ZM188 64H189V63H188ZM190 64H191V63H190ZM206 64H207V63H206ZM209 64H210V63H209ZM229 64H230V63H229ZM255 64L258 65L257 63H255ZM65 65H67V64H65ZM139 65H140V63H139ZM152 65H154V63H153ZM152 65H151V66H152ZM183 65H184V63L182 64V67H183ZM193 65H190V66H193ZM216 65L218 66L217 63H216ZM224 65H225V64H224ZM232 65H233V64H231V66H232ZM250 65H251V64H250ZM250 65H249V67H250ZM86 66H87V65H86ZM103 66H105V65H103ZM131 66H132V65H131ZM166 66H167V65H166ZM168 66H169V65H168ZM186 66H187V65H186ZM188 66H189V65H188ZM190 66H189V67H190ZM201 66H202V65H201ZM205 66H206V65H205ZM210 66H211V67L208 66L209 69H207V70L212 69V65H210ZM217 66H216V67H217ZM219 66H220V65H219ZM219 66H218V67H219ZM226 66H227V63H226ZM237 66H238V65H237ZM237 66H234V65H233V67H236V68H237ZM242 66H241V67H242ZM252 66H254V65H252ZM67 67H68V66H67ZM67 67H66V68H67ZM78 67H79V66H78ZM164 67H165V66H164ZM184 67H185V66H184ZM184 67H183V68H184ZM189 67H188V68H189ZM197 67H198V66H197ZM197 67L195 68V70L198 69L200 66H199L198 68H197ZM208 67H206V68H208ZM222 67L226 68L225 66H222ZM228 67H229V66H228ZM228 67H227V68H228ZM238 67H240V66H238ZM249 67H248V68H249ZM257 67H258V66H257ZM119 68H120V67H119ZM147 68H148V67H147ZM147 68H146V70H147ZM150 68H151V67H150ZM185 68H186V67H185ZM194 68H193V72H195ZM204 68H205V67H204ZM219 68H220V67H219ZM231 68H232V67H231ZM248 68H247V71H254V70H252V69H256V68H252V69L248 70ZM250 68H251V67H250ZM86 69H87V68H86ZM126 69H127V68H126ZM129 69H130V68H129ZM151 69H152V68H151ZM174 69H175V68H174ZM190 69H191V68H190ZM213 69H214V68H213ZM216 69H217V68H216ZM216 69H215V71H216L215 74H219L220 71H219V70L217 71ZM222 69H223V68H222ZM222 69H221V71H222ZM78 70H79V69H78ZM122 70H123V69H122ZM167 70H168V69H167ZM186 70H187V69H186ZM186 70H184V71H186ZM198 70H201V68H199ZM198 70H196V72H198ZM202 70H203V68H202ZM236 70H237V69H236ZM236 70H233V69H232V71H231V70H230V67H229V69H227V70L224 69V70L222 71V73L220 72V75H219V76H218V75L215 76V75H214V72L210 70L211 72H213L212 74L215 76V77H214L213 75L209 74V73H210L209 71H208L209 73H207V72L205 71V69H204V70H203V71H205V75L203 74L204 78H203V76H202V73H201V76H202V77H199V78H198V79L201 78V79H200L201 85L199 84L200 82H198V83L195 82V77H196V75H195V74H192V76H191L190 71H187V73H189V74H184V75L182 74V75L184 76V77H183V78H184L183 80H185V83H183V84H188V85H190V86H187V89H188V87L192 88V91H191L190 88H189L188 90H190L191 92H190V93L188 92V94L186 93L187 95H185V96H188L187 98H185V100L187 99V100H186V102H188V107H187V108L189 109V107H190V111H189V112L187 111V112H188L187 114L183 111V113H185L186 116H185V114L182 115V116H185V117H184V120H183V123H184V124H183V126H182V130H183V129L186 130L187 127H189V126H191L192 124H194V123H193L194 120L196 121L195 123H197L198 118L196 117V115H197V113H200V111H199L198 109H200V108H201L200 106L202 105V104H200L199 102H201L203 99L205 100V97L208 96V95L205 96V93H207L206 90H208L207 88H211V86H210L209 83H211V84L214 83V81H216V79H217L218 77H220V78L222 77V78L224 79V82H223V83L226 82L225 79H227V80H228V78H231V79H232V81H230V82L228 81V83H225L224 85L221 86V90H220V92L217 91V92H219L218 94L222 93V90H223V92H224V89H225V92H231V93H234V92L236 93V92H237L238 96H240V94L242 93V92L240 91L241 89L239 90L241 93H238V91H237L236 89L239 88V86H240L241 84H240V82H239V84H236V80H234V77H235V75L240 74L241 72L238 73ZM93 71H94V70H93ZM170 71H171V70H170ZM170 71H169V72H170ZM239 71H240V69H239ZM65 72H66V71H65ZM90 72H91V71H90ZM153 72H154V71H153ZM175 72H176V71H175ZM178 72H179V71H178ZM178 72H177V73H178ZM191 72H192V71H191ZM255 72H256V71H255ZM127 73H128V72H127ZM142 73H143V72H142ZM91 74H92V73H91ZM99 74H100V73H99ZM128 74H129V73H128ZM144 74H146V73H144ZM167 74H168V73H167ZM173 74H174V73H173ZM199 74H200V73H199ZM260 74H263V72H262V73L260 72ZM73 75H74V74H73ZM84 75H85V74H84ZM84 75H83V76H84ZM102 75H103V74H102ZM111 75H113V74H111ZM157 75H158V73H157ZM162 75H163V74H162ZM164 75H165V74H164ZM164 75H163V76H164ZM193 75H194L195 77H194ZM70 76H71V75H70ZM77 76H78V75H77ZM122 76H123V75H122ZM139 76H140V75H139ZM168 76H169V75H168ZM176 76H177V75H176ZM180 76H181V75H180ZM199 76H200V75H199ZM238 76H240V75H238ZM125 77H126V76H125ZM172 77L174 78V75H173ZM216 77H217V78H216ZM236 77H237V76H236ZM236 77H235V78H236ZM251 77H252V76H251ZM251 77H249V78H251ZM259 77H260V76H259ZM261 77H263V75H261ZM261 77H260V78H261ZM83 78H84V77H83ZM139 78H140V77H139ZM159 78H160V76H159ZM215 78H216V79H215ZM239 78H240V77H239ZM239 78H238V79H239ZM253 78H251V79H253ZM81 79H82V78H81ZM85 79H86V78H85ZM116 79H117V78H116ZM133 79H134V78H133ZM177 79H178V78H177ZM231 79H230V80H231ZM258 79H259V78H258ZM261 79H262V78H261ZM88 80H89V79H88ZM183 80H182V81H183ZM219 80L221 81V79H219ZM254 80H255V79H254ZM259 80H260V79H259ZM95 81H96V80H95ZM182 81H181V83H182ZM198 81H199V80H198ZM220 81H219V83H220ZM239 81H241V80H239ZM251 81H252V80H251ZM255 81L257 82L258 80H255ZM262 81L264 82V78L262 79ZM96 82H97V81H96ZM183 82H184V81H183ZM217 82H218V80H217ZM237 82H238V81H237ZM242 82H243V81H242ZM258 82H260V81H258ZM83 83H84V82H83ZM169 83H170V82H169ZM174 83H175V82H174ZM176 83H177V82H176ZM176 83H175V85H176ZM223 83H222V84H223ZM249 83H250V82H249ZM105 84H106V83H105ZM116 84H117V83H116ZM142 84H143V83H142ZM165 84H166V83H165ZM196 84H199V85H196ZM208 84H209V85H208ZM215 84H216V82H215ZM215 84H214V85H215ZM256 84H257V83H256ZM72 85H73V84H72ZM77 85H78V84H77ZM159 85H160V84H159ZM206 85H207V86H206ZM212 85H213V84H212ZM214 85H213V86H214ZM238 85H239V86H238ZM251 85H252V84H251ZM251 85H250V86H251ZM253 85H254V84H253ZM257 85H258V84H257ZM261 85H262V83H261ZM263 85H264V83H263ZM99 86H100V85H99ZM105 86H106V85H105ZM176 86H178V85H176ZM195 86H196L197 90L195 89ZM198 86H200V87H198ZM203 86H205V87H207V88L205 89ZM208 86H210V87H208ZM215 86H216V85H215ZM215 86H214V89L212 88L213 92H212L211 90H210V92L214 93V92L216 91L215 88H217V87H215ZM217 86L219 87V84H218ZM241 86H244V87L246 86V88H247V87H248V82H246L245 84L242 83ZM250 86H249V87H250ZM77 87H78V86H77ZM79 87H80V88H79ZM79 87H78V89H82L81 86H79ZM84 87H85V86H84V84H83V89H84ZM86 87H87V86H86ZM202 87H203V89H205V90H202ZM249 87H248V88H249ZM253 87H254V86H253ZM253 87H252V89H253ZM259 87H260V84H259ZM259 87H256V88H259ZM263 87H264V86H263ZM94 88H95V87H94ZM250 88H251V87H250ZM261 88H262V86H261ZM172 89H173V87H172ZM200 89L202 90V92H204V94L201 92ZM218 89H219V88H218ZM252 89H251V91H252ZM259 89H260V88H259ZM86 90H87V89H86ZM158 90H159V89H158ZM179 90H180V89H179ZM188 90H187V91H188ZM243 90H244V89H242V91H243ZM75 91H76V90H75ZM87 91H88V90H87ZM117 91H118V90H117ZM130 91H131V90H130ZM245 91H246V90H245ZM245 91H243V93H244V94H243V97H244V98H245V96H246V95H245L246 92H248V93L251 92V91L249 92V89H248L246 92H245ZM256 91H257V92H256ZM260 91H261V90H260ZM70 92H71V91H70ZM82 92H83V91H82ZM85 92H86V91H85ZM225 92H224V93H225ZM255 92L258 93L259 90H256V89H255ZM255 92H254V94L256 95ZM262 92L264 93V90H263ZM262 92H261V93H262ZM80 93H81V91H80ZM100 93H101V92H100ZM102 93H103V92H102ZM131 93H132V92H131ZM184 93H185V92H184ZM224 93H222V94H223V95H227V94H224ZM252 93H253V92H252ZM82 94L84 95V93H82ZM119 94H120V93H119ZM125 94H126V93H125ZM207 94H209V92H208ZM216 94H217V93H216ZM218 94H217V95H218ZM254 94H253V95H254ZM70 95H71V94H70ZM75 95H76V94H74V96H75ZM79 95H80V94H78L77 96H79ZM93 95H94V94H93ZM134 95H135V94H134ZM209 95H212V94H209ZM230 95H231V94H229L228 96H230ZM232 95H233V94H232ZM258 95H259V94H258ZM260 95H261V94H260ZM74 96L72 95V98H73ZM100 96H101V95H100ZM103 96H104V95H103ZM182 96H183V95H182ZM220 96H221V94L218 95L217 98L219 99ZM263 96H264V94H263ZM263 96H260L259 99L262 98V99L264 100ZM214 97H215V96H214ZM221 97H222V96H221ZM221 97H220V98H221ZM226 97H227V96H226ZM226 97H225V98H226ZM233 97H235V95H234ZM233 97H231V100L234 102V100L232 99ZM243 97H242V99H244ZM89 98H90V97H89ZM96 98H97V97H96ZM154 98H156V97H154ZM182 98H183V97H182ZM202 98H203V99H202ZM212 98H213V95H212ZM240 98H241V96H240ZM246 98H247V97H246ZM179 99H180V98H179ZM179 99H178V100H179ZM183 99H184V98H183ZM214 99H215V98H214ZM227 99H228V97H227ZM234 99H235V101H237V100H236V97H235ZM238 99H239V98H238ZM255 99L258 100L257 97L254 98V101H256ZM204 100H203V101H204ZM208 100H209V99H208ZM210 100H211V99H210ZM219 100H220V99H219ZM219 100H218V101H219ZM246 100H247V101H244V102L249 103V101H250V94H249V99H246ZM252 100H253V98H252ZM89 101H90V100H89ZM94 101H95V100H94ZM100 101H102V100H100ZM109 101H110V100H109ZM123 101H124V100H123ZM126 101H127V100H126ZM161 101H162V99H161ZM203 101H202V102H203ZM213 101L215 102V100H213ZM213 101H210V102H213ZM218 101H216L217 104H218ZM225 101H227V100H225ZM242 101H243V100H242ZM258 101H260V100H258ZM258 101H257V102H258ZM154 102H155V101H154ZM158 102H159V101H158ZM178 102H179V101H178ZM186 102H185V105H187ZM202 102H201V103H202ZM219 102L222 104V103H223V102H222V99H221V101H219ZM228 102H229V99H228ZM244 102H243V104H244ZM250 102H251V101H250ZM257 102H255V103H257ZM92 103H93V102H92ZM108 103H109V102H108ZM151 103H152V102H150L149 104H151ZM198 103H199L200 105H198V109H195V106L197 107V104H198ZM205 103H207V101H205ZM216 103H215V104H216ZM238 103H240V102H238ZM262 103H263V102H262ZM97 104H98V103H97ZM100 104H101V103H100ZM203 104H204V103H203ZM211 104H212V103H211ZM215 104H212V105L214 106ZM227 104H228V103H227ZM231 104H232L231 107H234V106H235L234 109H236V105H238V104H236V102H235L236 105H233L234 103H229L228 106H230ZM240 104H242V103H240ZM257 104H258V103H257ZM118 105H120V104H118ZM138 105H139V104H138ZM183 105H184V104H183ZM206 105L208 106L209 104H206ZM218 105L220 106V104H218ZM225 105H226V102H225ZM262 105H264V104H261V107H263ZM95 106H96V105H95ZM95 106H94V107H95ZM105 106H106V105H105ZM146 106H147V105H146ZM193 106H194V109H195V110L193 109ZM202 106H203V105H202ZM213 106H212V108H213ZM223 106H224V105H223ZM238 106H239V108H240L241 105H238ZM242 106H243V105H242ZM244 106H246V104H245ZM247 106H248V105H247ZM247 106H246V107H247ZM119 107H120V106H119ZM122 107H123V106H122ZM129 107H130V106H129ZM143 107H144V106H143ZM174 107H175V106H174ZM179 107H180V106H179ZM199 107H200V108H199ZM205 107H206V106H205V104H204V106H203L202 109H204ZM215 107H216V105H215ZM217 107H218V106H217ZM104 108H105V107H104ZM104 108H103V109H104ZM115 108H116V107H115ZM159 108H160V107H158V109H159ZM225 108H226V107H225ZM225 108H224V109H225ZM247 108H248V107H247ZM84 109H85V107H84ZM160 109H161V108H160ZM162 109H163V108H162ZM177 109H178V108H177ZM213 109H214V108H213ZM213 109H210V110L213 111ZM217 109H218V108H217ZM226 109H228V107H227ZM229 109H230V108H229ZM229 109H228V110H229ZM232 109H233V108H232ZM242 109H244V108H242ZM251 109H252V108H251ZM251 109L249 108V111H250ZM253 109H254V108H253ZM255 109H256V111H254V112H257V111H258L257 108H255ZM118 110H119V109H118ZM129 110H130V109H129ZM179 110H180V109H179ZM181 110H182V109H181ZM196 110L199 111V112H196ZM206 110H208V109H206ZM214 110H215V109H214ZM219 110H221V108H219ZM219 110H217V111H219ZM230 110H231V109H230ZM230 110H229V111H230ZM239 110H241V108L238 109L237 111H239ZM244 110H245V109H244ZM260 110H262V109H260ZM92 111H93V110H92ZM107 111H108V110H107ZM157 111H158V110H157ZM202 111H204V110H202ZM212 111H211V112H212ZM222 111H223V109H222ZM226 111H227V110H226ZM234 111H235V110H234ZM247 111H248V109H247ZM119 112H120V111H119ZM158 112H159V111H158ZM160 112H161V111H160ZM204 112H206V111H204ZM207 112H208V111H207ZM220 112H221V111H220ZM108 113H109V112H108ZM129 113H130V112H129ZM180 113L182 114V111H181ZM201 113H202V112H201ZM201 113H200V114H201ZM214 113H217V112H214ZM222 113H224V112H222ZM228 113L231 114V111L228 112ZM232 113H234V115H235V112H232ZM246 113H247V112H246ZM251 113H252V112H251ZM251 113L249 114V112H248L249 115H251ZM153 114H155V113H153ZM181 114H180V115H181ZM200 114H199V115H200ZM211 114H213V113H211ZM243 114H244V112H243ZM85 115H86V114H85ZM110 115H111V114H110ZM132 115H133V114H132ZM176 115H178V114H176ZM180 115H179V116H180ZM217 115H218V114H217ZM219 115H220V113H219ZM219 115H218V116H219ZM224 115H225V113H224ZM226 115H227V113H226ZM241 115H242V114H241ZM241 115H240V116H241ZM112 116H113V115H112ZM136 116H137V115H136ZM153 116H154V115H153ZM201 116H202V115H200V117H201ZM206 116L209 117L210 114H209V116H208V115H206ZM206 116H205V113H204V117H205V118H203L204 121H205V119L207 118ZM212 116H213V115H212ZM218 116L215 117V115H214L213 117L218 118ZM247 116H248V115H247ZM247 116H246L243 120H241V118L239 117L238 121H239V120H241V121H245V119L248 118ZM255 116H256V113H255ZM255 116H253V117H255ZM128 117H129V116H128ZM131 117H132V116H131ZM147 117H148V116H147ZM150 117H151V116H150ZM195 117H196L197 120L195 119ZM200 117H199V118H200ZM202 117H203V116H202ZM202 117H201V118H202ZM221 117H223V115H221V116L218 118V119H220V121H221ZM237 117H238V116H235V118H237ZM241 117H242V116H241ZM243 117H244V116H243ZM251 117H252V115H251ZM256 117H258V116H256ZM262 117H263V116H262ZM107 118H108V117H107ZM109 118H110V117H109ZM133 118H134V117H133ZM133 118H132V119H133ZM141 118H142V117H141ZM144 118H145V117H144ZM210 118H211V116H210ZM225 118H226V117H225ZM231 118H232V117H231ZM249 118H250V117H249ZM249 118H248V120H250ZM172 119H173V118H172ZM212 119H213V118H212ZM212 119H211V120H212ZM222 119H223V118H222ZM254 119H255V118H254ZM254 119L252 118L253 121H254ZM256 119H259V118H256ZM73 120H74V119H73ZM158 120H159V119H158ZM200 120H201V119H200ZM226 120H228V119H226ZM234 120H235V119H234ZM236 120H237V119H236ZM260 120H261V119H260ZM260 120H258V121H260ZM263 120H264V118H263ZM74 121H75V120H74ZM133 121H135V120H133ZM144 121H146V120H144ZM144 121H143V122H144ZM177 121H178V120H177ZM179 121H182V119L179 120ZM201 121H202V120H201ZM204 121H202V122H203L202 125H204ZM207 121H209V120H207ZM214 121L217 123L216 120H214ZM214 121H212L211 123H210V121H209L208 123L213 124ZM222 121H223V120H222ZM222 121H221V122H222ZM229 121L233 123V118L230 119ZM246 121H247V120H246ZM246 121H245V122H246ZM258 121H257V122H258ZM135 122H136V121H135ZM160 122H161V121H160ZM175 122H176V121H175ZM223 122H225V120H224ZM234 122L237 124L236 121H234ZM250 122H251V120H250L248 123H250ZM261 122H262V120H261ZM138 123H139V122H138ZM161 123H162V122H161ZM177 123H178V122H177ZM180 123H181V122H180ZM206 123H207V122H206ZM208 123H207V124H208ZM216 123H214L213 125H215ZM225 123L227 124L228 122H225ZM225 123H224V124L221 123V124H223V125L225 126ZM240 123H241V124H239V126L243 124V122H240ZM246 123H247V122H246ZM253 123H255V121H254ZM253 123H252V125H253ZM263 123H264V121H263ZM263 123H262V124H263ZM88 124H89V123H88ZM90 124H91V123H90ZM123 124H124V123H123ZM131 124H132V123H131ZM175 124H176V123H175ZM200 124H201V123H200ZM221 124H220V122H218V124H217L218 127H220L219 125H221ZM230 124H231V123H230ZM244 124H245V123H244ZM250 124H251V123H250ZM259 124H260V123H259ZM71 125H72V124H71ZM127 125H128V124H127ZM135 125H136V123H135ZM161 125H162V124H161ZM165 125H166V124H165ZM170 125H171V124H170ZM184 125H185V126H184ZM202 125H201V126H202ZM228 125H229V123H228ZM232 125H233V124H231V126H232ZM234 125H235V124H234ZM245 125H247V124H245ZM248 125H249V124H248ZM260 125H261V124H260ZM106 126H107V125H106ZM132 126H133V125H132ZM137 126H138V124H137ZM137 126H136V127H137ZM153 126H154V124H153ZM180 126H181V125H179V128L176 129L177 131H178L179 129H181ZM194 126H195V125H194ZM199 126H200V125H199ZM201 126H200V130H203V129H201ZM224 126H223V127H224ZM226 126H227V125H226ZM226 126H225V127H226ZM229 126H230V125H229ZM237 126H238V125H237ZM257 126H258V124H257ZM262 126H263V125H261V126H259V127L261 128ZM93 127H94V126H93ZM155 127H156V126H155ZM167 127H168V126H167ZM196 127H197V126H196ZM206 127H207V125L205 126V128H206ZM213 127L215 128V126H213ZM218 127H217V128H218ZM221 127H222V125H221ZM225 127H224V128H225ZM227 127H228V126H227ZM243 127H244V125H243ZM243 127H242V128H243ZM101 128H102V127H101ZM104 128H105V127H104ZM133 128H134V127H133ZM140 128H141V127H140ZM149 128H150V127H149ZM176 128H177V127H176ZM224 128H223V131L228 129V128H226V129H224ZM230 128H231V127H230ZM230 128H229V129H230ZM252 128H254V126H253ZM255 128H257V127H255ZM255 128H254V129H255ZM260 128H259V129H260ZM71 129H72V128H71ZM135 129H136V128H135ZM144 129H145V128H144ZM235 129H236V131H237V132H236V131H235V132L239 134V132L241 131V130H240L241 128H240V129H239V128H235ZM123 130H124V129H123ZM132 130H133V129H132ZM195 130L197 131V129H194V130L192 129V130H191L192 134H193V132H195ZM218 130H219V129H217V132H219ZM220 130H222V129L220 128ZM232 130H233V127H232ZM232 130H231V133L233 132V134H234V130H233V131H232ZM238 130H240V131L238 132ZM251 130H252V129H251ZM255 130H256V129H255ZM257 130H258V129H257ZM72 131L74 132V129H73ZM101 131H102V130H101ZM137 131H138V130H137ZM141 131H142V130H141ZM141 131H140V133H141ZM153 131H154V130H153ZM189 131H190V130H189ZM204 131H205V130H204ZM223 131H222V133H223ZM227 131H228V130H227ZM253 131H254V130H253ZM260 131H261V132L264 131V130H263V127H262V130L260 129L259 131H256L257 134H258V132H260ZM78 132H80V131L78 130ZM142 132H143V131H142ZM160 132H161V131H160ZM170 132H171V131H170ZM185 132H186V131H185ZM202 132H203V131H202ZM213 132H214V131H213ZM225 132H226V131H225ZM229 132H230V131H228L227 133H229ZM74 133H75V132H74ZM99 133H100V132H99ZM121 133H122V132H121ZM175 133H176V132H175ZM189 133H190V132H189ZM189 133H188V134H189ZM198 133H199V132H198ZM219 133H220V132H219ZM240 133H241V132H240ZM253 133L255 134V131H254ZM253 133H252V134H253ZM263 133H264V132H263ZM263 133H262V134H263ZM96 134H97V133H96ZM127 134H128V133H127ZM194 134L197 135L196 132H195ZM204 134L206 135L207 133H204ZM204 134H203V135H204ZM257 134H256V136H257ZM74 135H75V134H74ZM80 135H81V132H80ZM98 135H99V134H98ZM120 135H121V134H120ZM124 135H125V134H124ZM135 135H136V134H135ZM139 135H141V134H139ZM183 135H184V134H183ZM189 135H191V133H190ZM211 135H212V133H211ZM230 135H232V134H230ZM235 135H237V134H235ZM235 135H234V136H235ZM75 136H77V132H76V135H75ZM193 136H194V135H193ZM206 136H207V135H206ZM253 136H255V135H253ZM259 136H260V135H259ZM78 137H79V136H78ZM78 137H76V139H78ZM120 137H121V136H120ZM120 137H119V138H120ZM173 137H174V136H173ZM183 137H185V136H183ZM186 137H187V139H188V136H187V135H186ZM201 137H202V135H201ZM201 137H197V138H201ZM204 137H205V136H204ZM207 137H209V134H208ZM236 137H237V136H236ZM260 137H261V136H260ZM262 137H263V136H262ZM79 138H81V136H80ZM122 138H123V137H122ZM138 138H139V137H138ZM148 138H149V137H148ZM171 138H172V137H171ZM191 138H193V137H191ZM191 138H190V142H189V143L192 145L191 142H193L194 140L192 139V141H191ZM194 138H196V137L194 136ZM228 138L230 139L229 136H228ZM233 138H234V137H233ZM253 138H255L256 141H257V139H259L258 136H257V138H256V137H253ZM253 138H252V139H253ZM263 138H264V137H263ZM74 139H75V137H74ZM74 139H72V142H73V143L75 142ZM127 139H128V138H127ZM129 139H130V138H129ZM178 139H179V138H178ZM184 139H185V138H184ZM187 139H186V141L189 140V139H188V140H187ZM205 139H206V137H205ZM205 139L201 138V140H204V141H205ZM207 139H208V138H207ZM260 139H262V138H260ZM80 140H81V139H80ZM176 140H177V139H176ZM195 140H196V139H195ZM197 140L199 141V139H197ZM201 140H200V141H201ZM230 140H231V139H230ZM146 141H147V140H146ZM150 141H151V140H150ZM180 141H181V140H180ZM207 141H208V140H207ZM207 141H206V142H207ZM226 141H227V139H226L224 142H226ZM258 141H259V140H258ZM258 141H257V142H258ZM263 141H264V139L262 140V143H263ZM202 142H203V141H202ZM202 142H200V144H201ZM208 142H209V141H208ZM224 142H223V143H224ZM260 142H261V140H260L259 143H258L259 145H260ZM75 143H76V142H75ZM75 143H74V144H75ZM78 143H79V142H78ZM140 143H141V142H140ZM175 143H176V141H175ZM187 143H188V142H186V146H187ZM193 143H194L193 146H190V144H189V147H188V148H190V147H191V148H194L196 142L194 141ZM204 143H205V142H204ZM76 144H77V143H76ZM125 144H126V143H125ZM131 144H132V143H131ZM171 144H172V143H171ZM200 144H199V146L202 147V145H200ZM202 144H203V143H202ZM206 144H207V143H206ZM206 144H205V145H206ZM258 144H257V145H258ZM141 145L143 146V144H141ZM150 145H151V144H150ZM178 145H179V144H178ZM203 145H204V144H203ZM205 145H204V146H205ZM209 145H210V144H209ZM224 145H225V146L228 145L227 147L230 149L229 144L225 143ZM257 145H256V146H257ZM259 145H258V146H259ZM262 145H264V143H263ZM262 145H261V146H262ZM72 146H74V145H72ZM182 146H183V145H182ZM196 146H197V145H196ZM199 146H198L197 148H199ZM212 146H213V144H212ZM221 146H223V145H221ZM242 146H244V145H242ZM138 147H139V146H138ZM151 147H152V146H151ZM174 147H175V146H174ZM178 147H179V146H178ZM207 147L210 148L211 145L208 146V144H207L206 148H207ZM245 147H246V146H245ZM249 147H251V146L249 145ZM154 148H155V147H154ZM154 148H153V149H154ZM181 148H182V147H181ZM188 148H186V149L188 150ZM213 148H214V147H212V149H213ZM223 148H224V147H223ZM225 148H226V147H225ZM225 148H224V150H225ZM116 149H117V148H116ZM129 149H130V148H129ZM146 149H147V148H146ZM146 149H145V150H146ZM200 149H201L200 151L203 152L202 149L204 150L205 147H204V148H200ZM239 149H241V148H239ZM242 149L245 150L244 148H242ZM260 149H261V148H260ZM262 149H263V148H262ZM262 149H261V150H257V149H256V150H255V151H256V154L259 155V154L262 152ZM93 150H94V149H93ZM124 150H125V149H124ZM142 150H143V149H142ZM147 150H148V149H147ZM174 150H175V149H174ZM249 150H250V149H249ZM252 150H253V149H252ZM263 150H264V149H263ZM73 151H74V150H73ZM132 151H133V150H132ZM194 151H195V150L189 149V153H190V155L187 154L188 151L186 152V154L188 155L187 160H188V161L190 162V164L192 165V166L187 165V166H189V167H188L189 169H188V168H187V169H188V171L191 170L192 172H194V173L196 174V176H197V174H198V176H197L198 178H196V179H197V182H198L197 184H199L200 181H201V177H202L201 174H203L204 171H205L206 169L204 168V164L202 165V163H200V162H201L202 160H204V159L199 160V164L203 166V169H205V170H203V171L201 170L202 168L200 167V165H197V164L195 163V159H197V158H195V156H196L195 152H196V151H195V152H194ZM229 151H231V150H229ZM232 151H233V150H232ZM235 151H236V150H235ZM247 151H248V150H247ZM247 151H246V152H247ZM74 152H75V151H74ZM76 152H77V151H76ZM145 152H146V151H145ZM145 152H144V153H145ZM171 152H172V151H171ZM171 152H170V154H171ZM201 152H200V154H202ZM205 152H206V151H205ZM205 152H204V153H205ZM224 152L227 153V148H226V151H224ZM240 152H241V151H239V153H240ZM242 152H243V151H242ZM242 152H241V153H242ZM246 152H245V153H246ZM259 152H260V153H259ZM149 153H150V152H149ZM153 153H154V152H153ZM175 153H176V152H175ZM198 153H199V152H198ZM236 153H238V151H236ZM239 153H238V155H239ZM243 153H244V152H243ZM243 153H242V154H243ZM250 153H251V150H250ZM262 153L264 154V152H262ZM262 153H261V154H262ZM126 154H127V153H126ZM138 154H140V153H138ZM146 154H147V153H146ZM150 154H151V153H150ZM172 154H173V152H172ZM194 154H195V155H194ZM229 154H230V152L227 153V155H229ZM242 154H241V155H242ZM254 154H255V152L252 151V154H250L249 156L252 158V156H253ZM261 154H260L259 158L262 157V158L264 159V157H263L264 155H261ZM129 155H130V154H129ZM154 155H155V154H154ZM175 155H176V154H175ZM187 155H186V157H187ZM232 155H233V153H232ZM235 155H236V154H235ZM244 155H245V154H244ZM244 155H243V156H244ZM84 156H85V154H84ZM151 156H152V155H151ZM151 156H150V157H151ZM230 156H231V155H229L228 158H229ZM245 156H246V155H245ZM245 156H244V157H245ZM199 157H200V156H198V159H199ZM202 157H203V155H202ZM244 157H243V158H244ZM80 158H81V157H80ZM152 158H153V157H152ZM243 158L241 159L240 163H238L239 165L243 163V162H242ZM247 158H248V156H246V157L244 158V159H245V162H244L243 164L246 163ZM259 158H258V160H259ZM262 158H260V159H261L260 161H263ZM87 159H88V158H87ZM125 159H126V158H125ZM178 159H179V158H178ZM200 159H201V158H200ZM231 159H232L233 161L235 160L233 157H230V160H231ZM236 159H238V158H236ZM256 159H257V158H256ZM256 159H254V157H253V158H252V161L255 160V162H257ZM185 160H186V159H185ZM230 160H228L227 162H229V163L231 164L232 161L230 162ZM249 160H251V159L249 158ZM79 161H80V160H79ZM124 161H125V160H124ZM148 161H150V160H148ZM172 161H173V160H172ZM188 161H187V163H186V161H185V164H188ZM204 161H205V160H204ZM80 162H81V161H80ZM87 162H88V161H87ZM91 162H92V161H91ZM151 162H152V161H151ZM196 162H197V161H196ZM236 162H238V160H237ZM247 162H248V164H249V163H253V162H251V161H250V162L247 161ZM74 163L76 164V161H75ZM142 163H143V162H142ZM145 163H146V162H145ZM229 163H228V164H229ZM232 163H233V162H232ZM263 163H264V162H263ZM149 164H150V163H149ZM165 164H166V163H165ZM205 164H206V162H205ZM230 164L227 165V167L230 168V166H231ZM234 164L236 165L237 163H233V166H234V167H233V170L230 168V169L232 170V172H234V168H235V165H234ZM243 164H242V165H243ZM253 164H254V163H253ZM255 164H256V163H255ZM255 164H254V167H255ZM77 165H78V164H76V166H77ZM136 165H137V164H136ZM158 165H159V164H158ZM162 165H163V164H162ZM208 165H209V164H208ZM208 165H207V168L209 169V167H210L211 165H210L209 167H208ZM249 165H250V164H249ZM78 166H79V165H78ZM78 166H77L76 168H79ZM205 166H206V165H205ZM237 166H238V165H237ZM250 166H252V165H250ZM262 166L264 167V164H263ZM144 167H145V166H144ZM150 167H151V166H150ZM213 167H214V166H213ZM231 167H232V166H231ZM239 167H240V166H238V168H239ZM243 167H244V165H243ZM247 167H249V166H247V164H246V167H244V170H246ZM263 167H262V170H264ZM116 168H117V167H116ZM146 168H147V167H146ZM164 168H165V167H164ZM218 168H219V167H218ZM223 168H224V167H223ZM92 169H93V168H92ZM94 169H95V168H94ZM162 169H163V168H162ZM175 169H176V168H175ZM227 169H228V168H227ZM227 169H226V170H225V168H224V170L222 169L223 171H226L225 173H223V172H222V173H223V174L229 173V172H227V171H229L230 169H228V170H227ZM76 170H77V169H76ZM113 170H114V168H113ZM211 170H212V169H211ZM213 170H214V168H213ZM216 170H218V169L215 167V171H216ZM219 170H220V168H219ZM254 170H255V169H254ZM256 170H257V169H256ZM151 171H152V170H151ZM162 171H163V170H162ZM169 171H170V170H169ZM171 171H172V170H171ZM215 171L213 172V174H214V173L216 174V172H218V171H216V172H215ZM235 171H236V169H235ZM242 171H243V170H242ZM246 171H248V170H246ZM155 172H156V171H155ZM186 172H187V170H186ZM202 172H203V173H202ZM208 172H209V170H207L206 175L208 174ZM237 172H238V173H237ZM237 172H235V174L237 173V175H238L241 171L239 172V171L237 170ZM259 172H261V170L258 169V174H259ZM74 173H75V172H74ZM76 173H77V171H76ZM152 173H153V172H152ZM190 173H191V172H190ZM261 173H262V172H261ZM111 174H112V173H111ZM150 174H151V172H150ZM191 174H193V173H191ZM204 174H205V173H204ZM204 174H203V175H204ZM209 174L211 175V171H210ZM209 174H208V176L210 177ZM213 174H212V176H213ZM218 174L220 175V177L217 176V177H218V180H217V178H216V175H214L216 181H215L214 179H211V178L209 179V178H207V176L205 175V176H203V177H206V178L208 179V181L211 180L210 182L207 181V182H208L207 184H205V183H204L205 181H204L203 183H204L205 185H204V184L202 185V184L200 183L201 185H191L192 187H190V188L187 186V187L189 188V190H188L189 192L187 191V194H189V196L192 197V199H193L192 201H194V199H195V200H199V199L205 198V199H208V200H209V202H210L209 204H211V205H214V204L217 203V202H219V203L222 202V201L218 200V199H220V198H217V196L219 195L218 193L220 192L221 188H224L225 186L229 187V184H228L227 181H224V180L222 179L223 177H221V176H223V174L221 175V173H219V172H218ZM229 174H230V173H229ZM233 174H234V173H233ZM74 175H75V174H74ZM144 175H145V174H144ZM189 175H190V174H189ZM237 175H236V176H237ZM261 175H262V174H261ZM71 176H72V175H71ZM114 176H115V175H114ZM114 176H113V177H114ZM117 176H118V178H119V175H117ZM146 176H148V175H146ZM164 176H165V175H164ZM173 176H174V175H173ZM193 176H195V175L193 174ZM228 176H229V175H227V177H228ZM236 176H235V177H236ZM242 176H244V175H242ZM246 176H247V175H246ZM103 177H104V176H103ZM107 177H108V176H107ZM107 177H106V179H105V177H104L105 181L107 180ZM115 177H116V176H115ZM166 177H167V176H166ZM188 177H190V176H188ZM225 177H226V176H225ZM235 177H234V179H236ZM239 177H240V176H239ZM239 177H238V178H239ZM262 177H263V176H261V178H262ZM212 178H214V177H212ZM228 178L230 179V177H228ZM73 179H74V177H73ZM142 179H143V178H142ZM174 179H175V178H174ZM174 179H173V180H174ZM189 179H190V178H189ZM189 179L187 178V180H189ZM192 179H193V178H192ZM192 179H191V181H192ZM194 179H195V178H194ZM232 179H233V177H231V180H230V181H229L227 178H226L225 180H228L229 183H230L231 181H233ZM239 179H240V178H239ZM241 179L244 180V181L246 180L245 178H241ZM203 180H205V179L203 178L202 181H203ZM242 180H241L242 185H243V184H246V181H245V183H243L244 181L242 182ZM262 180H263V179H262ZM75 181H76V180H75ZM130 181H131V180H130ZM191 181H190V182H191ZM202 181H201V182H202ZM235 181H236V180H235ZM78 182H79V181H76L75 184H73L71 187H73L74 189H76V187H77L78 184H79ZM108 182H109V181H108ZM137 182H138V181H137ZM167 182H168V180H167ZM170 182H171V181H170ZM193 182L195 183L196 180L193 181ZM238 182L240 183V181H238ZM238 182H237V184H238ZM72 183H74V181H73ZM111 183H112V182H111ZM232 183H233V182H231V185H230V186H232ZM241 183H240V185H241ZM249 183H250V182H249ZM249 183H248V184H249ZM256 183H257V182H256ZM102 184H103V183H102ZM102 184H100V185H102ZM129 184H130V183H129ZM143 184H144V183H143ZM188 184H190V183H188ZM235 184H236V183H234V185H235ZM106 185H107V184H106ZM165 185H166V184H165ZM170 185H171V184H170ZM186 185H187V183H186ZM240 185H239V186H240ZM252 185H253V184H252ZM129 186H130V185H129ZM145 186H146V185H145ZM246 186L248 187V185H246ZM249 186H250V185H249ZM98 187H99V186H98ZM100 187H101V186H100ZM105 187H106V186H105ZM120 187H121V185H120ZM149 187H150V186H149ZM160 187H161V186H160ZM172 187H173V186H172ZM187 187H185V188L187 189ZM227 187H226V188H227ZM235 187H237V185H235L233 188H235ZM241 187H242V186H241ZM241 187H239V188H241ZM243 187H244V186H243ZM101 188H103V186H102ZM118 188H119V187H118ZM226 188H225V189H226ZM237 188H238V187H237ZM115 189H116V188H115ZM158 189H159V187H158ZM208 189L211 191V193H210V192L208 193ZM230 189H232V187H231ZM235 189H236V188H235ZM235 189H234V190H235ZM242 189H243V188H242ZM248 189H251V188L248 187ZM252 189H253V188H252ZM72 190H73V189H72ZM97 190H98V189H96V191H97ZM102 190H103V189H102ZM102 190H101V191H102ZM131 190H132V189H131ZM156 190H157V188H156ZM179 190H180V189H179ZM218 190H219V192H218ZM234 190H233V192H235ZM236 190H237V189H236ZM244 190H245V187H244ZM70 191H71V190H70ZM73 191H74V190H73ZM73 191H72V192H73ZM96 191H95V192H96ZM181 191H184V190H181ZM181 191H180V192H181ZM223 191H224V190L222 189V192L220 193V194H221V197H223V196H222ZM229 191H230V190H229ZM238 191H241V190L238 189ZM249 191H251V190H249ZM249 191L245 190V192H244V191H241V192H242V194H243V192H244V193L246 194L245 197H247V196H248L247 193L250 194ZM97 192H98V191H97ZM97 192H96V194H97ZM105 192H106V191H105ZM184 192H185V191H184ZM225 192H226V190H225ZM225 192H224V193H225ZM227 192H228V189H227ZM231 192H232V191H231ZM107 193H108V192H107ZM156 193H157V192H156ZM156 193H155V194H156ZM235 193H236V192H235ZM94 194H95V193H94ZM141 194H142V193H141ZM148 194H149V193H148ZM161 194H162V193H161ZM182 194H183V193H182ZM182 194H180V197H181ZM184 194H185V193H184ZM187 194H186V195H187ZM228 194H229V193H228ZM228 194L226 193V195H227V199H228ZM101 195H102V194L99 193L98 196H97V195H96V197L93 196V197H95V199H94V200L92 199V202H91V203H90V202L88 203V201H87V203H88V205H86V207L88 208V209H87V210H88L87 214H88L89 212H91V214H92V212H93V214H94V212L97 214V213L100 211V209L103 210V208H100L101 206H104V209H105V206L107 207V205L110 204V201L108 202V200H107V202L104 203V205H101L100 199L103 197V196H101ZM232 195H233V194H232ZM236 195H237V193H236ZM250 195H251V194H250ZM250 195H249V199H250V202H251L252 200H251V198H250ZM106 196H107V195H106ZM106 196H105V197H106ZM156 196H157V195H156ZM182 196H183V195H182ZM234 196H235V195H234ZM142 197H143V196H142ZM193 197H194V198H193ZM225 197H226V196H225ZM229 197H231L230 194H229ZM238 197H239V196H238ZM241 197H242V195H241ZM243 197H244V195H243ZM251 197H254V196L251 195ZM103 198H104V197H103ZM107 198H108V196H107ZM107 198H106V199H107ZM154 198H155V197H154ZM165 198H166V197H165ZM181 198H185V197H181ZM188 198H189V197H188ZM236 198H237V197L235 196L234 199H232V198H230V199L233 200V201H238V200H235ZM262 198H263V197H262ZM104 199H105V198H104ZM140 199H141V198H140ZM143 199H144V198H143ZM143 199H142V200H143ZM156 199H158V198H155V201H156ZM161 199H162V198H161ZM222 199H223V201H224V198H222ZM227 199H226V200H227ZM238 199H239V198H238ZM240 199H241V198H240ZM240 199H239V200H240ZM249 199H248V200H249ZM252 199H253V198H252ZM254 199H255V197H254ZM90 200H91V199H90ZM163 200H164V199H163ZM181 200H182V199H181ZM186 200H188L187 197H186ZM189 200H190V199H189ZM208 200H207V202H208ZM231 200H230V202H232ZM242 200H243V202H241V203L243 204L245 200H244V198H243ZM255 200H256V199H255ZM255 200H254V201H255ZM260 200H261V199H259L258 201L260 202ZM101 201H104V200L101 199ZM165 201H166V200H165ZM178 201H179V200H178ZM201 201H202V200H201ZM201 201H200V204H199L200 206H201V204H202ZM228 201H229V200H227V203H228ZM147 202H148V201H147ZM159 202H160V201H159ZM170 202H171V201H170ZM179 202H180V201H179ZM195 202H196V201H194V204H195ZM197 202H198V201H197ZM197 202H196V203H197ZM255 202H256V201H255ZM85 203H86V202H85ZM111 203H113V202H111ZM115 203H117V202H115ZM123 203H124V202H123ZM123 203H122V204H123ZM136 203H137V202H136ZM181 203H182V202H181ZM186 203H187V202H186ZM188 203L190 204V202H188ZM198 203H199V202H198ZM198 203H197V204H198ZM219 203H218V205H220ZM222 203H223V202H222ZM224 203H225V202H224ZM239 203H240V202H239ZM239 203H237V204H239ZM252 203H253V201L251 202V205H252ZM113 204H114V203H113ZM137 204H139V203H137ZM182 204H184V203H182ZM189 204H186V205L188 206ZM191 204H192V203H191ZM203 204H205V206H207V205H206V204H207V203H206V200H205V203H203ZM203 204H202V206H204ZM209 204H208V205H209ZM231 204H232V203H231ZM231 204H230V206H231ZM234 204H235V202H233V206H234ZM242 204H241V205H242ZM98 205H99V208H100V209L97 207ZM111 205H112V204H111ZM114 205H115V204H114ZM118 205H119V204H118ZM153 205H156V202H155ZM184 205H185V204H184ZM199 205H198V206H199ZM215 205H217V204H215ZM224 205L226 206V204H224ZM235 205H236V204H235ZM249 205H250V203H249ZM249 205H248L247 207H249ZM254 205H255V203H254ZM254 205H253V206H254ZM83 206H84V205H83ZM125 206H126V205H125ZM142 206H143V204H142ZM159 206H160V205H159ZM162 206H163V205H162ZM193 206H195V205H193ZM200 206H199V207H200ZM225 206L223 207L222 205H220V207H223V208H225ZM228 206H229V204H228ZM237 206H238V205H237ZM237 206H235V207L237 208ZM239 206H240V204H239ZM239 206H238V207H239ZM242 206H243V205H242ZM256 206H257V205H256ZM256 206H255V208H256ZM152 207H153V206H152ZM155 207H158V205L155 206ZM190 207L192 208V206H190ZM195 207H196V206H195ZM195 207H193V208H194V212H195ZM210 207H211V208H210V212H209V213H211V209H213L214 206H213V207L210 206ZM243 207H245V206H243ZM243 207L240 206L241 209H242ZM259 207H261V206H259ZM97 208L99 209L98 212L95 211V210H97ZM163 208H164V207H163ZM169 208H170V207H169ZM186 208H187V207H186ZM186 208H185V209H186ZM191 208L188 209L190 212H191ZM197 208H198V207H197ZM203 208H204V207H203ZM203 208H202V209H203ZM208 208H209V207H208ZM215 208H216V206H215ZM217 208L219 209V207H217ZM231 208H232V207H231ZM240 208H239V209H240ZM250 208H251V207H250ZM253 208H254V207H253ZM253 208H252L251 211L255 212V210H253ZM138 209H139V207H138ZM154 209H155V208H154ZM161 209H162V208H160V210H161ZM185 209H184V214L187 212V211H185ZM202 209L200 208L201 211H202ZM218 209H217V210H218ZM233 209H234V207L232 208V211H233ZM243 209H244V208H243ZM256 209H257V208H256ZM260 209H261V208H260ZM90 210H91V211H90ZM109 210H110V208H109ZM165 210H166V209H165ZM167 210H168V209H167ZM198 210H199V209H198ZM200 210H199V211H200ZM205 210H206V209H205ZM237 210H238V209H237ZM105 211H106V210H105ZM134 211H135V210H134ZM189 211H188V212H189ZM207 211H208V209H207ZM238 211H239V210H238ZM241 211H242V210H241ZM248 211H250V210H248ZM257 211H258V210H257ZM100 212H101V211H100ZM106 212H107V211H106ZM120 212H121V211H120ZM164 212H165V211H164ZM192 212H193V211H192ZM197 212H198V211H197ZM197 212H195V213L197 214ZM205 212H206V211H204V215H205V214H206V215L209 214V213H205ZM212 212H213V211H212ZM218 212H219V214H214V213H213L214 216H215V215H219V216H220V213L222 214V211H221V212L218 211ZM218 212H217V213H218ZM234 212H235V209H234ZM234 212H233V215H236V214L239 213V212L236 211L237 213L234 214ZM242 212H243V211H242ZM259 212H260V211H259ZM104 213H105V212H104ZM112 213H113V212H112ZM153 213H155V215L158 216V217H159V215L161 214V213L158 212V210H156V211L153 212ZM223 213H224V212H223ZM231 213H232V212H231ZM240 213H241V212H240ZM250 213H251V212H250ZM91 214H90V213L88 214V217H90V220H91V219L93 220L95 217H96V218H99V214H98L97 216L95 215V217H93V218H91ZM102 214H103V211H102V213H101V218L98 219V220H102L101 222L104 221V220L102 219V216H103ZM166 214H167V213H166ZM187 214H188V213H187ZM192 214H193V213H192ZM192 214H191V216H190L189 218H192V219H193L192 216H194V215H192ZM196 214H195V215H196ZM199 214H201V213H199ZM242 214L245 215V210H244V213H242ZM251 214L254 215V216H255V219H256L257 215H255V214H253V213H251ZM261 214H262V213H261ZM78 215H79V214H78ZM89 215H90V216H89ZM124 215H125V214H124ZM127 215H128V214H127ZM147 215H148V214H147ZM188 215H189V214H188ZM188 215H187V216H188ZM225 215H226V214H225ZM239 215H240V214H239ZM249 215H250V214H249ZM262 215H263V216H262V219L264 220V218H263V217H264V214H262ZM83 216H85V215H83ZM92 216H93V215H92ZM106 216H107V215H106ZM115 216H116V215H115ZM133 216H134V215H133ZM133 216H132V217H133ZM162 216H165V215H162ZM162 216H161V217H162ZM197 216H198V218H196V219H198V222H202L203 220L201 221V220H199V219H200L201 217H203V214L200 215V216H201L200 218H199V215H197ZM207 216H208V215H207ZM210 216L212 217V215H209L208 217H210ZM214 216H213V218H214ZM219 216L215 217V219H216V218L218 219ZM222 216H223V217H222ZM236 216H237V215H236ZM247 216H248V215L246 214L245 217H243V216H242V217L239 216V217H237V218H239L238 220L242 222L243 220H245V219L248 218ZM254 216H252L253 219H254ZM259 216H261V215H259ZM85 217H87V216H85ZM104 217H105V216H103V218H104ZM132 217H131V218H132ZM144 217H145V216H144ZM144 217H143V218H144ZM181 217H182V216H180L179 218H181ZM185 217H186V214H185ZM194 217H195V216H194ZM204 217H205V216H204ZM211 217H210V219H211ZM221 217L224 218V214H222ZM221 217H220V219H221ZM227 217H229V216H227ZM230 217H231V216H230ZM230 217H229V218H230ZM83 218H84V217H83ZM108 218H109V217H108ZM108 218H106V219H108ZM134 218H135V217H134ZM159 218H160V217H159ZM171 218H172V217H171ZM182 218H183V217H182ZM189 218H186L187 221H188ZM205 218H207V217H205ZM213 218H212V219H213ZM237 218H235V219H237ZM257 218H259V217H257ZM86 219H87V218H86ZM156 219H157V218H156ZM156 219H155V220H156ZM162 219H163V217H162ZM172 219H173V218H172ZM186 219H184V220L186 221ZM192 219H191V220H192ZM194 219H195V218H194ZM194 219H193V220H194ZM196 219H195V220H196ZM207 219H208V218H207ZM253 219H252V220H253ZM255 219H254L253 221H255ZM260 219H261V218H260ZM260 219H259V221H261ZM94 220L96 221V219H94ZM132 220H133V219H132ZM193 220H192V221H193ZM208 220H209V219H208ZM231 220H233V219L231 218ZM231 220H229V221H231ZM248 220H249V222L246 221L247 223L245 222L244 224L249 226V224H250V220H251V219H248ZM256 220H257V219H256ZM86 221H88V220H86ZM151 221H152V220H151ZM180 221L182 222L183 220H180ZM192 221H191V223H192ZM211 221H212V220H211ZM213 221H214V219H213ZM216 221H217V220H216ZM220 221H223V220H222V219H221V220H218V222H220ZM239 221H238V222H239ZM96 222H97V221H96ZM99 222H100V221H99ZM134 222H135V221H134ZM157 222H158V220H157ZM178 222H179V221H178ZM196 222H197V221H196ZM198 222L196 223L197 225H198ZM204 222H205V221H203V223H199V224H205ZM207 222H208V223H211V222H209V221H207ZM214 222H215V221H214ZM231 222H232V221H231ZM234 222H235V221H234ZM234 222H233V223H234ZM236 222H237V221H236ZM238 222H237V224H238V225H237V228H239V224H241L240 222H239V223H238ZM125 223H126V222H125ZM158 223H160V221H159ZM179 223H180V222H179ZM189 223H190V220H189L188 224H189ZM191 223L189 224L190 226H192ZM208 223H207L206 225H208ZM224 223H226V222H224ZM224 223L221 222L220 224L222 225V224H224ZM227 223H228V222H227ZM229 223H230V222H229ZM248 223H249V224H248ZM251 223H253V222L251 221ZM99 224H100V223H99ZM144 224H145V223H144ZM166 224H167V223H166ZM193 224H194V222H193ZM214 224H219V223H214ZM214 224H212V225L210 224L208 229H211V228L213 227ZM258 224H259V223H258ZM258 224L256 225V222H255L254 224H251V225L258 226V228H259V232H260V230H262V229H260V227H259L260 225H258ZM127 225H128V224H127ZM182 225H183V224H182ZM189 225H188V228H189ZM233 225L235 226V223H234ZM245 225H244V226H245ZM116 226H117V225H116ZM193 226H194V225H193ZM210 226H212V227H210ZM219 226H220V225H219ZM228 226H229V225H228ZM228 226H227V227H228ZM244 226H243V227H244ZM254 226H253V227H254ZM77 227H79V226H77ZM80 227H81V226H80ZM102 227H104V226H102ZM184 227H185V226H184ZM198 227H199V226H197V228H198ZM200 227H201V226H200ZM216 227H217V225H215L213 228H216ZM220 227H222V226H220ZM229 227L232 228L231 225H230ZM243 227H241V229H242ZM245 227H246V226H245ZM250 227H251V226H250ZM250 227H249V228H250ZM253 227H252V228H253ZM261 227H262V226H261ZM74 228H75V226H74ZM82 228H83V227H82ZM100 228H101V224H100ZM100 228H99V230H100ZM107 228H108V226H107ZM114 228H115V227H114ZM186 228H187V227H186ZM192 228H193V227H192ZM192 228H191V229H192ZM195 228H196V227H194L193 230H194ZM204 228H207V227H204ZM213 228H212V229H213ZM223 228H224V227H223ZM230 228H229V229H230ZM258 228H257V229H258ZM80 229H81V228H80ZM181 229H182V228H181ZM216 229H217V228H216ZM219 229H220V228H219ZM233 229H234V227H233ZM244 229H245V228H244ZM246 229H247V228H246ZM73 230H75V229H73ZM188 230H189V229H188ZM188 230H187V231H188ZM195 230H197V229H195ZM221 230H222V229H221ZM224 230H225V229H224ZM238 230H239V229H238ZM238 230H237V231H238ZM263 230H264V227H263ZM117 231H118V230H117ZM165 231H166V230H165ZM190 231H191V230H190ZM197 231H198V230H197ZM207 231H208V230H207ZM227 231H228V230H226V232H227ZM230 231H231V229L229 230V232H230ZM209 232H210V231H209ZM212 232H213V230H212ZM221 232H222V231H221ZM231 232H232V231H231ZM234 232H235V231H234ZM238 232H239V231H238ZM238 232H237V233H238ZM240 232H242V231L240 230ZM251 232H253V230H252ZM251 232H250V233H251ZM256 232H258V231L256 230ZM259 232H258V233H259ZM222 233H223V232H222ZM261 233H262V232H260L259 234H261ZM263 233H264V231H263ZM263 233H262V234H263ZM76 234H78V235L80 234V236H81V233L78 232V230H75V236H76ZM100 234H101V233H100ZM133 234H134V233H133ZM144 234H145V233H144ZM156 234H157V233H156ZM241 234H242V233H241ZM241 234H240V235H241ZM256 234H257V233H255V235H256ZM84 235H85V234H83V236H84ZM94 235H97V234H94V231H92V234H91L90 236L93 237ZM192 235H193V234H192ZM215 235H216V234H215ZM221 235H222V234H221ZM255 235L252 234V236H254V238H255ZM205 236H206V235H205ZM225 236H228V237L226 238V240L224 239V242L221 241V243H222V247L219 248V250H215L214 247H213V246H214L213 244H208V245H207V246H210V245H211V246L213 247V249H211V251L208 252V253H209V254L211 253V255H210L211 257H213V255H214V257H213L214 262H215V258H216L215 255H217V254H215V253H218V254L220 255L221 258H222V255H225V254H227L228 257L230 256V258H231V256H232L233 259L231 258V260H233V263H235V264H237L236 262H241V264H264V250H262V249H264V235H262V236H261V235H260V236H257V235H256L257 237H262L261 239L258 238V239L262 242V244H263L262 249H261V250L259 249V251H257L256 249H254V248H255V244H254V248H252V249H254V250H252L250 247H249V249H245V248L242 249L241 246H240V249H238V248H239L238 246L240 245V243L237 244V243H238L237 240H236V241H235V240H229L230 243H232V244H229V243L227 242V241H228L227 239L229 238L230 234H228V235L225 234ZM246 236H247V235H246ZM73 237H74V235H73ZM202 237H204V236H202ZM221 237H222V236H221ZM223 237H224V235H223ZM250 237H251V236H250ZM78 238L83 239L84 237H82V236L79 237V236H78ZM78 238H76V239L78 240ZM99 238H100V237H99ZM99 238H98V239H99ZM155 238H156V237H155ZM163 238H165V237H163ZM204 238H205V237H204ZM244 238H245V237H244ZM246 238H247V237H246ZM73 239L75 240V238H72V240H73ZM89 239H90V237H89ZM89 239H88V240H89ZM91 239H92V238H91ZM147 239H148V238H147ZM222 239H223V238H222ZM229 239H230V238H229ZM233 239H234V238H233ZM258 239H257V240H258ZM77 240H75V241H77ZM85 240L87 241L86 238H85ZM100 240H101V239H100ZM166 240H167V239H166ZM207 240H208V239H207ZM82 241H84V239H83ZM98 241H99V240H98ZM209 241L212 242L211 240H209ZM214 241H215V240H214ZM214 241H213V242H214ZM249 241H250V239H249ZM252 241L254 242L255 240L253 239ZM252 241H250V242H252ZM72 242H74V241H72ZM72 242H71V243H72ZM146 242H147V241H146ZM155 242H156V241H155ZM250 242H248V243H250ZM253 242H252V243H253ZM93 243H94V242H93ZM123 243H124V242H123ZM163 243H165V242H163ZM170 243H171V242H170ZM174 243H175V242H174ZM190 243H191V244L186 245V246H187L188 248H190V249H196V248H195V244H194L195 242H194L193 244H192V242H190ZM207 243H208V242H207ZM218 243H219V242H218ZM74 244H75V243H74ZM74 244H73V245H74ZM81 244H85V242H84V243L81 242ZM103 244H104V243H103ZM133 244H134V243H133ZM161 244H162V243H161ZM165 244H167V243H165ZM165 244H162V245L164 246ZM177 244H178V243H177ZM76 245H78V243H77ZM86 245H87V244H86ZM86 245H85V246H86ZM89 245H90V244H89ZM92 245H93V244H92ZM169 245H170V244H169ZM169 245H168V246H169ZM171 245H172V244H171ZM258 245H259V242H258ZM71 246H72V245H71ZM81 246H84V245H81ZM87 246H88V245H87ZM97 246H98V245H97ZM160 246H161V245H160ZM160 246H159V248H160ZM186 246H185V247H186ZM216 246H217V245H216ZM256 246H257V245H256ZM72 247H73V246H72ZM75 247H77V246H75ZM79 247H80V245H79ZM79 247H78V248H79ZM164 247H166V245H165ZM219 247H220V246H219ZM257 247H259V246H257ZM159 248H158V249H159ZM209 248H210V247H209ZM81 249H82V248H81ZM91 249H92V248H91ZM100 249H101V248H100ZM117 249H118V248H117ZM158 249H157V250H158ZM161 249H163L162 251H165V254H164V253L162 254V255H164L162 258H163V259L165 258L169 264H170V263H173L174 261H175L174 263H176V264H177V263H178V264H195L196 259H198V254H197L198 251H196V250H195V251H193V250L191 251V250H190V252H188V253H187L186 250H185L186 253H184V251H183V253H182V252H180V251L177 250V249H183V248H181L180 246H179V247L177 246V247H175V248H173V249H172V246H170L168 249H164L163 247H162ZM207 249H208V248H207ZM72 250H73V248H72ZM92 250H93V249H92ZM107 250H108V249H107ZM129 250H130V249H129ZM129 250H126V251H129ZM133 250H134V249H133ZM183 250H184V249H183ZM188 250H189V249H188ZM74 251H75V249H74ZM78 251H79V249H78ZM145 251H150V253H149L150 255H149L148 257L142 255L143 257H142V262H141V264H151V262H152V255L154 254V253H153V254L151 255V251L153 252L154 249H153V247H151V245H150V246H148V248H145ZM145 251H144V252H145ZM76 252H77V250H76ZM134 252H135V251H134ZM166 252H167V253H166ZM206 252H207V251H206ZM103 253H104V252H103ZM114 253H115V252H114ZM126 253H127V252H126ZM130 253H131V252H130ZM161 253H162V252H161ZM199 253H200V252H199ZM71 254H73V253H71ZM82 254H83V253H82ZM85 254H87V253H85ZM115 254H116V253H115ZM142 254H144L143 251H142ZM146 254H147V253H145L144 255H146ZM166 254H167V255H166ZM134 255H136V254H134ZM165 255H166L167 257H165ZM219 255H218V256H219ZM72 256L75 258L72 264H90V263H91V259L89 260L90 263L87 262V261H88V260H87L88 255H84V254H83V255H80V252H79V254L76 253V255L73 254ZM93 256H94V255H93ZM95 256H96V255H95ZM124 256L126 257L127 255H124ZM157 256H160V255H157ZM200 256H201V255H200ZM89 257H90V256H89ZM96 257H97V256H96ZM120 257H121V256H120ZM120 257H119V258L117 257L118 259H120L119 262L121 261V258H120ZM122 257H123V256H122ZM125 257H123V258L126 260ZM135 257H136V256H135ZM207 257L209 258V256H207ZM223 257H225V256H223ZM110 258H111V257H110ZM114 258H115V257H113V258H111V259L113 260ZM128 258H129V257H128ZM128 258H127V259H128ZM221 258H220V259H221ZM226 258H227V256H226ZM226 258H225V259H226ZM94 259H95V257H94ZM107 259H108V258H107ZM118 259H117V260H118ZM165 259H164V260H165ZM199 259H200V258H199ZM216 259H217V258H216ZM222 259H223V258H222ZM222 259H221V260H222ZM227 259H228V258H227ZM99 260H102V258H101V259H97V258H96L95 262H97V261H99ZM164 260H163V263L160 262V261H158V263L156 262V264H166V260H165V261H164ZM204 260H205V259H204ZM210 260H211V259H210ZM217 260H218V259H217ZM221 260H218V261H221ZM229 260H230V259H229ZM231 260H230V261H231ZM235 260H236V261H235ZM93 261H94V260H92V262H93ZM109 261H110V259H109ZM113 261L116 263L115 260H113ZM127 261L129 262V260H127ZM127 261H126V262H125V261H124V262L121 261L120 263H122V264H123V263H126V264H127ZM155 261H156V259H155ZM161 261H162V260H161ZM230 261H229V264H230ZM234 261H235V262H234ZM119 262H118V264H119ZM130 262H132V261L130 260ZM130 262H129V263H130ZM214 262L209 263V264H213ZM222 262H223V264H224L225 260H223ZM115 263H114V264H115ZM129 263H128V264H129ZM135 263H136V261H135ZM168 263H167V264H168ZM233 263H232V264H233ZM111 264H112V263H111ZM116 264H117V263H116ZM130 264H132V263H130ZM138 264H139V263H138ZM202 264H203V263H202ZM225 264H227V263H225ZM238 264H240V263H238Z\"/></svg>",
	"mask_w": 264,
	"mask_h": 264
}]
</instances>
